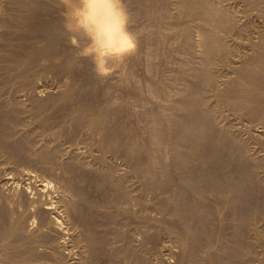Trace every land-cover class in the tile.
I'll list each match as a JSON object with an SVG mask.
<instances>
[{"label": "bare ground", "instance_id": "6f19581e", "mask_svg": "<svg viewBox=\"0 0 264 264\" xmlns=\"http://www.w3.org/2000/svg\"><path fill=\"white\" fill-rule=\"evenodd\" d=\"M220 1H222V0H220ZM230 1L232 3L231 9H230V11L226 12V9H228L229 6H228V8H226L224 10L223 7L218 5V3L216 4V1L214 3V1H210V0H180L179 8H178L177 11L180 12L182 14V16L197 17V19L199 18L198 20L200 21V23H199L200 25L198 24V26H199L198 27L197 24H196L198 30H195L198 33V34L196 33L198 35V39H196V41H193V39H195V38H193L192 36H195L196 34L195 35L192 34L193 33L192 32L193 31L192 30V25H191L192 23L190 24L189 21H188L189 22L188 23L187 20H183V21L180 20L181 28L179 27L180 28L179 29L178 25L176 27L175 26L174 27L177 28V30L178 29L180 30L181 45L184 47V49H186V51L188 52L189 55H190L192 49L195 50L194 49L195 46H198L197 49H198V51L200 50L199 52L201 54L200 55L201 57L200 58L196 57V58L197 59L198 58L201 59V61L198 60L197 61L198 64L193 66V64H192L193 61L190 59L192 62H191V64H189L190 61H188V60L186 61L184 59L185 57L183 56V59L187 63L189 62L188 63L189 66L185 67L186 68L185 69L186 72H184L185 74H181V75L179 74L180 77L176 76L177 74H175V76L173 75V77H176V78L179 77L182 80H184V84H183L182 83L183 81H180V79L177 78L184 85L183 88H184L185 91H183V90L181 91L182 87H180L181 89L178 90V91H179V93H181V95L179 94V97H178V94H174L173 93L174 95H176L175 97H178V98H176L174 100H173L174 96L172 97L170 94H168V95H170L172 97V100H173L171 105H169L170 109L167 108L168 104H170V103L166 104L167 107L165 106L166 107V111L169 109L167 112L171 111V113H172L170 117L169 116H164L163 117L162 116L163 114H161L159 112H156L157 108L153 107L152 103H151V106H150V103H146L145 104V105L149 106V108L153 107L154 109H156L155 111H153V108H152L151 109L152 111L149 113V115L145 114L143 112V114L146 115V116H142L140 114V116L144 117V120L147 122V125H148V128L147 129L145 128L146 131H147L146 132L147 136H146V139H144V140H146V145L147 146L145 144H143V143L138 142V139H137L136 142L135 141L133 142L131 138H130L131 142H127V140L123 141L122 140L123 137L121 139V135L123 133V131L121 129H123V128L120 129L119 123L121 124V122H118V119H117L118 118L117 117L118 116V111H119L118 110L119 109L118 106L121 107L120 100H119L121 94L119 93L120 96H119V94H118V96H116L117 93H116V95L114 94L115 96L112 95V89H113L112 86H114L113 84H116L117 82L120 84L122 76L124 75V74L121 75V73H123L122 72L123 68H121V67H124V69H126L125 68L126 67L125 64H127V63H125V62H127V60L136 58L138 56L141 57L140 53L146 54L147 51H149V49H150V48L148 49L147 46H149V44L152 43L150 40L155 39L156 41H155V46L154 47H157V46H159L158 45L159 42L157 44V41L158 40L161 41V39L164 40L165 38H167V36H163L162 35V38H161V36H159V33L161 31L158 34L157 33H151V29H150V33L152 35H150L149 32H148V34L151 36V38L148 37L149 35L148 36L146 35V36L149 38V41L151 43H149V44L146 43V41L148 42L147 37H146V41H143V42H145V45L141 41L142 44H143V48L147 44L146 48L148 50L147 51L145 49L142 50V51L145 50L146 52L140 51L141 50V48H140L139 51L137 50L135 56H133V57H131V58L125 60V61H122V62L109 61L107 69H106V71L108 72V75L104 76V77H101L100 75H98V73L96 71V68H95L94 64L92 63V61L90 59H88V58H86V57L81 55V51L87 46L88 41L86 39H84L81 35H79V34H77L75 32L69 31L65 27V23H66V21H65V13L67 11H69L72 7L76 6L78 4V0H6V7L8 8V7L11 6L12 8L10 7L11 8L10 10L9 9L8 10L4 9V11L6 10L4 14L0 13V15H2L0 17V62L2 63V67H3L1 70L2 71H3V69L5 70V75L6 76L5 75L4 76L6 77V80L3 83H5V87H8V95L10 94L9 91H11L13 88H16V87L20 88L21 91H25V92H26V90L29 91V92L30 91L32 92L35 88L38 90V88H37L38 86H39V88H41L40 87L41 84L37 86V83L40 82L38 79H40V77H42L45 73H46L45 74L46 76L47 75L49 76L50 73L48 74L47 73L48 71H53L54 70L57 74L58 73H62V74L65 73V74H67L68 77L73 79V80L67 81L65 83L63 82L64 80L62 79L63 80L62 84H64L63 85L64 87L61 86L62 84L59 85V86H61L63 89H60L58 94H51L50 93L49 98H47V100H46V97H45L46 101L36 102L35 111L38 109L39 112L41 113L42 111H44L46 106H48L51 101H53L52 102L53 106L54 105L55 106L56 105H60L62 107L66 106V108H67V105L71 106V113H70L69 117H71V119H72V116H73L74 120L76 118L77 123L76 122L75 123L79 125L80 133L84 129V130H86V133L88 131L89 134L91 136H93V138H95L94 141H96V142L93 141L95 144H92V145L95 148V150L98 151V153H95L94 152L95 150L93 151L94 154H96V155L100 154L99 152H102V153L105 152L106 153L109 150H111V152H112V149L113 150L116 149V148H120L121 149V146H123V148H124V146L127 145L125 147V149L127 148L131 155H128L129 159H127V157L125 158V156H124L123 158H125V159L123 160V158H122V160L124 162H126L125 160L127 159V160H129L132 163V166L130 165V169L132 167V169H133L132 171L135 173V176L136 175H141V176H144V177L147 178V180H146L147 182L145 183L144 187L142 186V190H140L141 189L140 187H139L140 189L137 187V190L142 191L141 195L136 196L135 194L131 193L133 191L132 190L130 191V189L133 186H131V188L129 189V186L126 185L128 183V181H125V182H127V183H125L122 178H117V176L116 177L113 176L112 172H115L116 169L115 170L113 169L114 171H112V164L110 163V161L112 162V160L110 158H108L107 155H106L107 158L110 159L108 161L105 159V157H103V155H99L96 158L97 162H98V165H99L98 169H102V170H105L107 172V173L104 172V174H102L103 178H101V180H106V181H108L110 183V186H112V188H113V190H112V188H111V190L114 191L113 194H112L113 198L115 199V201L118 200L122 204H124L122 210L120 209V207H118L120 203L118 204V206H116V208L120 209V211H121V212H118V210H117V212L120 215H122L124 217L128 216L129 219L132 216L135 217V218L137 216L139 217L140 214H139L138 210H140L142 212L143 211L142 208L144 207V209H145V206H149V204H152V203H150V201H152L153 202L152 205L154 207L153 211L155 209L157 212H160L163 215L166 214V215H168L170 217V219H171V220H169L170 223H169V221L168 222L165 221L168 218L163 220V221L166 222V224L168 223L167 224L168 227H166V228H167V230L169 232L176 234L175 238L177 237L182 243V250H181L182 252H181L180 258L178 257L179 258L178 259L176 257L178 259V262H176L177 264H245L246 262L250 263L248 261L251 260V258L253 257V254H254L253 253V249L256 248L257 246H261L262 247V249H260V251L262 250V252H261V254L258 255V256H260V258L258 260V264H264V235H263V232L261 230V227L260 228L257 227L258 223L260 221H262L263 222L262 228H264V0H230ZM123 2L125 4V6L127 8H129L128 6L130 5V3L126 2L125 0H123ZM170 2H172V1H170ZM156 3H158V2H156ZM220 3L221 2H219V4ZM1 4H3L2 1H1ZM163 5H164L163 6L164 7L163 10H165V11H163V13H164V12H166L168 10V8H170L168 6H170L171 4L168 5L167 0H164ZM173 5L176 6V4H173ZM149 6L150 5H147V7H149ZM152 6H156V5L153 4ZM0 7H2V9H3L4 6L1 5ZM130 7H132V6H130ZM174 8L175 7H173V9ZM176 8H177V6H176ZM152 9H154V8L150 7V9H147V10L151 11ZM160 9H162V8H159L156 11H161ZM171 9H169V10H171ZM1 11L3 13V10H1ZM156 11H155V13H156ZM128 12L131 13L129 11V9H128ZM134 14L136 16V13H134ZM145 14H146V12H145ZM131 15H132V13L130 14V17H131ZM169 15H171V14H169ZM147 16H148V14H147ZM133 17L134 16L131 17V22H132L131 23V31L137 36V39H138V37H139L138 34L139 33L137 31L138 29H136V24L134 23V18ZM164 17H166V16H164ZM156 18H158V17H156ZM161 18H163V17H161ZM169 18H173V17H169ZM181 18H185V17H181ZM166 19H167V17H166ZM168 19H167V21L169 22ZM187 19H189V18H187ZM177 20H175V21H177ZM161 21H162V19H161ZM195 21H194V23H195ZM136 22H137V20H136ZM173 22H174V20H173ZM177 22H179V21H177ZM163 25H165V27H166V25L168 26V24H166V23L163 24ZM172 25H175V24H172ZM172 25L170 24V26H172ZM156 26L159 27L157 24H156ZM167 28L168 27H166V29ZM171 30H173V29H171ZM147 31H148V29L146 30V32ZM167 31H166L167 35L170 36L168 33L172 34V31H170L169 29ZM139 32H140V35H142V33H141L142 31H139ZM144 34H147V33H144ZM175 34H173L174 35L173 38H175V36H176ZM143 37H145V35ZM159 37L161 39H159ZM163 37H165V38L163 39ZM226 37L228 38V40H229L228 42L229 43H227ZM170 39L171 38H169V40H168V38H167V42L170 41ZM173 41H175V40H173ZM178 41L179 40H177V42ZM141 42L139 44L142 46ZM170 42H168V44ZM194 42H196V43H194ZM138 43H137V45H138ZM163 43L164 42L162 41L161 44H163ZM161 44H160V47L164 48V46H162ZM173 44H174V42L172 43V45ZM139 46H137V49H138ZM151 46H152V44H151ZM151 46H149V47H151ZM169 46L170 45H168V47ZM183 47H182V50H183ZM163 48H162V50H164ZM154 49H156V48H154ZM154 49L152 48L153 51L151 50V52H153V53L156 52V50L154 51ZM175 51L176 50L174 49V52ZM172 52H173V50H172ZM172 52H170V54ZM174 52H173V54H174ZM180 52H181V48H180ZM187 52H185V53H187ZM153 53H151V55H150V53H147L145 56H147L149 54V56L153 57V55H154V59H155V57L157 59L159 57H161V56H159L160 54H158V56H155V54H153ZM156 53H158V52H156ZM167 53H168V51H167ZM182 53H184V52H182ZM164 54H166V52ZM178 54H180V56H178V57H182L181 53H178ZM161 55L163 57V54H161ZM195 55H197V53ZM166 57H167V54H166ZM189 57H191V56H189ZM193 58H194V61H196V58L195 57H193ZM140 59H139L140 60L139 62L141 63L142 62V58H140ZM143 60H145V59L143 58ZM150 60H152V59H150ZM130 61L132 62V60H130ZM147 61H148V59H147ZM166 61L167 60H165V62ZM199 61H200V63H199ZM150 62H152V61H150ZM157 62L161 63V61H157ZM179 62L178 63L181 64V61H179ZM146 63H148V62H146ZM121 64H122V66L120 67ZM155 64L156 63H154V66H156ZM175 64H177V63L174 61V65ZM186 64H184V65H186ZM216 64L219 66V68L222 66L228 71V73L225 72L227 75H225L223 73L225 75V77L223 76L221 79L218 78L220 76H218L217 73H215V71H214V67L216 66ZM146 65H147V67H149V64H146ZM161 65H162V63H161ZM167 65H168V63H167ZM171 65H173L172 62L170 63L169 66L171 67ZM182 65L179 66L180 69L176 68V70L179 69V71H180L182 69V67H183ZM113 66L115 67L114 69H113ZM127 66H130V64L127 65ZM143 66L145 67V65H143ZM151 66H153V65L150 64V67ZM133 67L134 66L132 65V68ZM144 67H142V65H141L142 69ZM147 67H145V69ZM157 67L158 66H156V68ZM159 67H160V65H159ZM177 67H178V65H177ZM128 68L130 69V67H128ZM141 68H140V70L142 71ZM171 68H169V69H171ZM72 69L74 71H72ZM124 69H123V71H125ZM129 69L127 70L129 72V73L127 72L128 75H130V73H132V72H130L131 69L130 70ZM153 70H155V69H153ZM163 70H166V68L163 69ZM145 71L147 72V70H145ZM155 71H154V74H153V73H151L153 71L149 72V70H148V72H149V74H151V76H152V74H153V76H155V73H156ZM169 71L171 72L172 69L169 70ZM175 71L172 74L176 73ZM55 72H53V73H55ZM71 72H73L74 75H72ZM161 72H163V71H161ZM220 72H221V68H220ZM135 73H137V72H135ZM1 74L3 75L2 72H1ZM62 74H58V75H62ZM132 74L131 75H132V78H133L134 72ZM145 74H148V73H145ZM170 74H169V77L171 76ZM58 75H57V77H59ZM164 75H166V74H164ZM46 76L44 78H46ZM67 76H66V78H68ZM125 76L128 77L127 75H125ZM136 76L137 77L134 76L135 78H133V81H135L136 78H138L139 75H136ZM147 76L149 77L148 83H150L149 80L153 76L152 77L149 76V75H147ZM0 77L3 78L2 76H0ZM108 77H109V79H107ZM115 77H118L117 80H119V79L120 80L116 82L115 81ZM156 77H158V76H156ZM162 77H163V75H162ZM164 77H166V76H164ZM167 77H168V75H167ZM173 77H171V78H173ZM139 78H141V77L139 76ZM58 79H61V78H58ZM111 79H114L113 81H115V82H113V81L111 82ZM159 79L161 81V76H160ZM50 80H53V79H50ZM163 80H164V78H163ZM175 80H172V81L174 82ZM141 81H142V79H141ZM145 81H147V80H145ZM41 82L43 83L44 81H41ZM126 82H128V81H126ZM163 82H165V81H163ZM163 82L162 83L160 82V85H162ZM168 82H165V83H168ZM118 83H117V85H118ZM137 83H139V82H136V83L131 82L130 85H129V83H127V85L131 86L132 89H133V87H138L139 88V86L142 83L141 84L139 83L140 84L139 86H135L134 84H137ZM146 83L144 84V86H146L147 88H145V87L144 88L148 89V93L149 92L151 93V95H149V96H151L152 99H155V98H153L154 96H152V94L154 95V93L159 92L160 89H157L156 85H155L156 87L152 86V85L151 86L149 85V87H148L146 85ZM152 83L153 82H151L150 84H152ZM169 83L171 84V82H169ZM110 84H112V85H110ZM122 84H124V83H122ZM170 84H167V85H170ZM182 84H180V86ZM163 85H162V87H166V86H163ZM175 85H177V84H175ZM45 86H46V84H45ZM142 86H143V84H142ZM2 87H4V86L2 85ZM57 87H58V85H57ZM117 87H119V86H117ZM169 87L172 88V86H168V88ZM166 89H167V87H166ZM21 91H17V92H21ZM120 91H121V89H120ZM140 91H142V88H139V92ZM31 92L29 94L32 95ZM37 92H40V91H37ZM163 92H162V94H164ZM182 92H184L185 94H183ZM27 93L28 92H26V96L28 95ZM123 93H124V91H123ZM170 93H172V92H170ZM18 94L19 93L16 94V92H15V96L18 95ZM80 94H83V95H86V96L85 97H80L81 96ZM125 94H122V95H125ZM146 94H147V91H146ZM162 94H161V96H163ZM8 95L6 94V96H8ZM11 95H12V93H11ZM24 95H25L24 92L20 93L18 95L19 99L21 100L20 97L24 96ZM127 95L131 96L130 94H127ZM168 95H167V92H166V95L164 96V98H166ZM26 96H24V97H26ZM37 96L39 97V95H37ZM36 97L33 95L32 100H33V98L36 99ZM157 97L160 98V99L163 98V97L161 98L159 96V94H157ZM171 97H169V98H171ZM29 98L30 97L28 96V98L26 97L25 99L29 100ZM124 98H125V96H124ZM133 98H135V97H133V95H132V98H130V99L135 101L136 99L134 100ZM37 99H39V98H37ZM139 100H138V102H139ZM4 101H5L4 103L0 102L2 104L0 106V117L3 119L4 122L11 123L13 118H14V116H16L14 113L15 112L18 113L24 106H21V104H18L16 102L17 99H16V101L14 99L13 100L7 99V100H4ZM33 101H35V100H33ZM143 101H140L139 103L140 104L141 103H145ZM24 102H26V101H24ZM19 103H20V101H19ZM27 103H26V105H27ZM34 103H33V105H34ZM136 103H137V100L135 101V104H134V105H136L135 108L138 106V104H136ZM155 103H156V101H155ZM161 103H162V105H165L163 102H161ZM52 105H49V106H52ZM145 105L142 104L143 107ZM156 105H158V104H156ZM60 106H58V107H60ZM127 106H128V104H127ZM158 106H161V105H158ZM138 107H137V109H138ZM145 107L142 109V111L144 109L146 110ZM165 107L163 106V107H158V108H161L159 110L162 112L165 109ZM149 108H147V109L149 110ZM162 108H164V109L162 110ZM32 109H34V107ZM52 109H55V108H52ZM223 110H224V112H223ZM23 111L24 110L22 109V112ZM58 111L61 113L60 110H58ZM128 111L129 110H127V112ZM130 112H132V111H130ZM130 112H128V113H130ZM134 112H135V115H136L135 109H134ZM164 112H165V110H164ZM164 112H162V113H164ZM25 113H26V111H25ZM30 113H32V112H30ZM43 114L44 113H42L41 115L43 116ZM50 114H52V113H50ZM131 114H133V113H131ZM137 114H138V111H137ZM59 115H61V114H59ZM167 115H170V114H167ZM37 116H39V114ZM37 116L35 115V117H37ZM230 116L234 117L232 119H234L235 122H233L234 120H232V119H231L232 120V122H231V120H230L231 117ZM18 117H17V119L19 120L20 118H18ZM21 117H23V115H21ZM28 117L30 118V116H28ZM133 117H136V116H132L131 118H133ZM137 117H139V116H137ZM142 117H139V118L142 119ZM33 118H34V116H33ZM46 118H47V115H46ZM49 118H50V116H49ZM59 118H60V116H59ZM126 118H127V115H126ZM51 119H52V117H51ZM119 119H121V117ZM133 119H137L138 120V118H133ZM141 119L138 120L139 124H140V121H142ZM42 120H44V119H42ZM33 121L36 122V119L33 120ZM47 121L48 120H45L43 124H45V123L47 124L48 123ZM51 121H53V120H51ZM59 121H60V123L62 122L61 120H59ZM145 121H143V122H145ZM41 122H43V121H41ZM64 122L65 121H63V123ZM165 122H168L169 125L171 126L170 130L167 129L168 131H165L164 127L162 129V125L164 126ZM27 123H29V121L26 122V124ZM32 123H34V122H32ZM54 123H55V121H54ZM60 123H59V125H60ZM135 123H136V121H135ZM24 124H25V122H24ZM40 124L42 125V123H40ZM137 124H135L134 128L136 127ZM143 124H141V125H143ZM39 125H37V127ZM68 125H69V123H68ZM70 125H69V129H70ZM165 125H168V124L165 123ZM51 126H49V127H51ZM125 126H126V124H125ZM26 127H28V126H26ZM45 127H47V126H45ZM45 127L43 125V130L45 129ZM65 127H68V126L66 125ZM166 127L168 128L169 126H166ZM60 128L61 127H59V129ZM73 128H76V127H73ZM137 128H138V126H137ZM139 128H140V126H139ZM23 129H24V127H23ZM25 129H27V128H25ZM39 129H40V126H39ZM142 129H143V133H144L145 129L144 128H142ZM37 130H38V128H37ZM54 130H56V129H54ZM129 130H130V128H129ZM139 130H140V132L142 131L141 129H139ZM12 131H14V130H12ZM33 131H34V129H33ZM48 131H49V129H48ZM48 131H46V132H48ZM51 131H50V133L52 134ZM125 131H128V130L125 129ZM46 132L44 130L42 133L44 134ZM28 133H29V130H28ZM32 133L34 134L35 131L32 132ZM50 133H48L49 135L46 133L48 135L47 136L48 138L50 137ZM57 133H59V130H58ZM63 133H65V132H63ZM63 133H62V135H64ZM16 134H17V131L15 132V135ZM36 134L37 133H35V135ZM60 134H61V131H60ZM128 134H129V131H128L127 134L125 133L126 136H128ZM18 135H19V133H18ZM82 135H84V134H82ZM125 135H124V138L126 137ZM131 135H132V133H131ZM0 136H2L1 137L2 141H0V151H1L0 153L3 152V155H4V152L7 153V154H11V160L12 161L10 160V158H8L10 160V163H11L14 160V159H12L13 156H12V152H11V151L14 150V149L12 150V148H14V146L10 147V145H12V144H10L12 141L9 140V137L2 130L0 131ZM23 136H25V134H23ZM57 136H58V134H57ZM57 136H56V138L53 137V136L51 138L52 139L53 138L58 139ZM73 136L76 137L75 135H73ZM16 137L14 138V140L17 139ZM26 137L27 136H25V138ZM10 138H13V136L10 137ZM19 138H20V136L18 137V139ZM28 138H30V137H28ZM136 138H137V136H135V140H136ZM168 138L171 141V146H172L171 150L173 151V152H167V153H170V157L168 156L167 153H164V154H167V155L163 156L164 154L161 153L163 151H161V149H160L161 143H163L162 140L163 139L167 140ZM18 139L16 141H18ZM40 139H41V137H40ZM45 139H47V138H45ZM78 139L79 138L77 137L76 140L78 141ZM81 139H82V137H81ZM87 139L89 140V138H87ZM42 140H44V139H41V142H42ZM21 141H23V140H21ZM38 141H39V139H38ZM48 141H49V139H48ZM48 141H45V143L46 142L48 143ZM53 141H56V140H53ZM61 141L63 143V140H61ZM65 141H66V139L64 140V142ZM90 141H92V140H90ZM163 141H165V140H163ZM67 142L68 141H66V145L69 143V142L68 143ZM71 142H72V140H71ZM29 143H31V142H29ZM38 143L40 144V142H38ZM53 143H55V142H53ZM56 143H55V146H56ZM59 143H61V142H59ZM80 143H84V142H80ZM51 144H50V146H51ZM63 144H65V143H63ZM75 144H77V143H74V145ZM164 144L165 145L168 144V140H167L166 143L164 142L163 145ZM13 145H14V143H13ZM47 145L48 144H46V147H49V145L48 146ZM77 145H79V144H77ZM85 145L86 144H84L82 147L84 148ZM89 145H90V143H89ZM27 146H25L26 149H28L30 145L27 144ZM37 146H39V145H37ZM69 146L71 147V144ZM79 146H81V145H79ZM41 147L42 146H40V148ZM46 147L44 145L43 149H46ZM74 147H73V149H74ZM163 147L165 148L167 146H163ZM15 148H16V145H15ZM19 148H20V146H19ZM67 148L68 147H66L65 151L69 150ZM88 148H89V146H88ZM94 148H92V149H94ZM164 148L162 150H164ZM17 149H15V150H17ZM76 149L77 148H75V150ZM82 149L80 151H82ZM144 149H146L149 154L147 153L146 155L143 156L142 154H143ZM20 150L16 151V153L17 152L19 153ZM56 150L57 149L54 146H52V147L47 148V150H45V151L41 150L42 153H38L37 152V154H39L38 157H39V159H41V161L45 160L49 164V162L47 160L54 159L56 156L60 155V154L57 155L58 151H56ZM124 150L122 149V151H124ZM23 151L25 153H27L28 150H23ZM83 151H84V149H83ZM167 151H169V150H167ZM62 152H64V151H62ZM75 152H77V151H75ZM90 152H91V150H90ZM164 152H166V148H165ZM66 153H68V151ZM69 153H71V152H69ZM69 153H68V155H69ZM13 154H14V151H13ZM32 154H34V153L32 152ZM64 154H65V152H64ZM81 154H80V156H81ZM112 154H110V155H112ZM126 154H129V153H126ZM65 155L67 156V154H65ZM114 155H115V153H114ZM18 156H20V155H18ZM122 156H123V154H122ZM166 156L169 158V161H166V159H165ZM5 157H7L6 154H5ZM70 157H73V156H70ZM75 157H73V158L75 159ZM27 158H25L27 161H29L30 158H31L30 160H32V156H30L29 159H27ZM66 158H68V157H66ZM16 159H17V157H16ZM25 159L23 160L24 162L26 161ZM81 159L82 158H80V160ZM18 160L21 161L20 157H19ZM18 160H16V161H18ZM6 161L7 160H5V162ZM33 161H34V159H33ZM55 161H56V159H55ZM1 162H0V166L2 165ZM8 162H6V165L8 164ZM57 162L58 161H56V163ZM68 162H70V161H68ZM10 163L8 164V167H12V166H10ZM29 163H31V161ZM52 163H54V165H55L54 161H52ZM93 163L96 164V162H93ZM114 163L115 162H113V164ZM3 164L5 165V163H3ZM16 164H17V162H16ZM22 164H23V162H22ZM31 164H29V165H31ZM58 164H60V163H58ZM64 164L65 163L60 164V166L62 167V165L64 166ZM33 165H34V163H33ZM71 165L72 164L70 162V163H67L64 167L69 170ZM127 165H128V163H127ZM169 165H170V167L172 166L175 169L176 178H174V180H173V175L175 177V174H172L173 170H171ZM15 166H17V165H15ZM15 166H14V171H15V168H17ZM73 166H75V165L73 164ZM38 167H40V166H38ZM53 167H55V166H53ZM115 167H117V166H115ZM165 167L170 168L171 172L170 171H166ZM27 168H28V165H27ZM42 168H44V163H43V167ZM65 168H64V170H65ZM125 168H124V170H125ZM38 169H40V168H38ZM53 169H55V168H53ZM53 169H51V171ZM45 170H50V168L47 167V169L45 168ZM64 170H63V173H64ZM71 170H73V169L71 168ZM78 170L79 169H77V171ZM121 170H123V169L121 168ZM8 171L9 170H7V172H6L7 175L9 173ZM51 171H50V175H51ZM55 171H56V169H55ZM55 171L52 172V173H55ZM60 172L62 173V171H60ZM65 172H67V171L65 170ZM118 172L121 173V171H118ZM23 173H25V172H23ZM122 173H126V172H122ZM39 174H40V172H39ZM41 174H42V172H41ZM95 174H96V172H95ZM44 175H42V176H44ZM46 175H48V174H46ZM64 175H65V173H64ZM99 175H101V174H99ZM0 176H1V173H0ZM6 176H5V178H7ZM39 176H41V175H39ZM53 176L55 177V174H53ZM58 176H60V175H58ZM73 176H76V173H75V175L73 174ZM135 176L133 175V177H135ZM18 177H20V174L18 175ZM26 177H24V178H26ZM62 177H60V178H62ZM144 177H143V179H144ZM35 178H37V177H35ZM4 179H0V180L4 181ZM63 179L65 180V178H63ZM126 179L130 180V177L126 178ZM131 179H133V178H131ZM138 179H140V177ZM7 180L9 181L10 179H7ZM15 180H17V178ZM35 180H37V179H35ZM10 181L12 182V180H10ZM42 181H43V179H42ZM172 181H173V184L171 183ZM94 182L95 181L93 180V182H91V183H94ZM3 183H5V182H3ZM63 183H64V181H63ZM88 183H90V182H88ZM109 183L107 185H109ZM26 184H29V183H26ZM65 184H66V187L69 188V190L72 191V194H71L70 198H72V195H74V197L76 198L75 200L74 199L72 200L74 202H72L73 204L71 203V205L73 206L74 210L78 211L79 210L78 205H80V203H79L80 200L81 201L82 200L85 201L88 198H86L87 197L86 195H85L86 197L84 196V193L82 192L81 189H78L77 187H74L75 185H74V183L71 182V179L70 180L67 179ZM72 184L74 186H72ZM97 184L98 183H95V185H97ZM32 185H33V183H32ZM38 185H40V184H38ZM64 185H62V186H64ZM128 185H130V184H128ZM6 186H7V184H6ZM99 187L97 186L96 188L98 189ZM101 187H102V190H103L104 189L103 185ZM14 188H15V186H14ZM47 188H48V186H47ZM58 188H59V186H58ZM31 189H33V187ZM43 189H44V187H43ZM33 191H34V189H33ZM35 191H37V190L35 189ZM65 191H68V190H65ZM23 192H24V190H23ZM86 192H88V191H86ZM26 193H25V195H26ZM65 193H67V192H65ZM99 193H100V190H99ZM99 193H98V195H99ZM108 193H106V196H107ZM38 194H40V193H38ZM100 194H102L101 195L102 197L105 195V193L104 194L100 193ZM132 194L135 195L136 197L133 196ZM139 194H140V192H139ZM150 194L152 196H148ZM2 195H4V194H2ZM19 196H20V194H19ZM63 196H65V195H63ZM69 196H70V194H69ZM146 196L148 197V199L150 201L147 199ZM3 197H5V196H3ZM98 197H100V195ZM60 198L62 199V197H60ZM107 198H109V196ZM33 199L34 198L31 197V200H33ZM99 199L101 200V198H99ZM109 199L107 201L112 200V199H110V200ZM4 200H7V199H4ZM13 200H14V198H12V201ZM97 200L92 203V204H94V206H95V203L97 202ZM100 200H98V201L100 202ZM208 200H210L212 206H210L208 204ZM14 201H16V200H14ZM49 201H52V200H49ZM58 201H59V199H58ZM0 202H1V200H0ZM28 202H29V200H28ZM32 202L33 201H31V203ZM39 202H40V199H39ZM48 202L46 201L45 203H47V205H48ZM66 202H67V200H66ZM106 202H103V204L106 203ZM8 203L9 202H7L6 204H8ZM18 203H19V200H18ZM107 203H109V202H107ZM84 204H86V203H84ZM100 204H102V203H100ZM13 205H16V204H13ZM43 205H44V202H43ZM63 205L64 204H62V206ZM71 205L69 204V206H71ZM104 205H106V204H104ZM112 205H111V208H112ZM20 206H21V204H20ZM49 206H50V202H49ZM49 206H45V208L49 209L50 208ZM72 206H71V208H72ZM35 207H37V205ZM68 207H66L65 209H67ZM86 207L87 206L85 205V208ZM25 208H27L26 205H25ZM54 208H56V207H54ZM62 208H64V207H62ZM80 208H82V207H80ZM83 208H84V206H83ZM91 208H94V207H91ZM99 208H98V210H99ZM102 208L104 209V206ZM136 208H138V209H136ZM38 209H40V208H38ZM38 209H36V210H38ZM107 209H110V208H107ZM115 209L112 210V211L115 212L116 211ZM215 209H216V212H217L216 214H218L219 215L218 217L221 218L218 221V223H223L222 226H223L224 230L227 227H228V230L230 228L229 232L230 233L232 232V235L229 234V237H226L227 235L226 236L223 235V232H222L223 230L219 231L220 229H218L219 228L218 223H217L218 227H216V222L215 221H213V222H215V224L213 226L210 225L211 222L209 223L207 221L208 219H210L209 218L210 215H214L215 214ZM11 210H14V209H11ZM30 210H32V209H30ZM86 210H87V208H86ZM87 211H89V210H87ZM153 211L151 210L152 214H153ZM10 212L12 213L13 211H10ZM15 212H17V211H15ZM19 212H20V210H19ZM81 212H82V209H81ZM84 212H83V214H84ZM99 212H100V210H99ZM105 212H106V210H105ZM117 212H116V216H117ZM146 212H148V211H146ZM157 212H155V213H157ZM28 213H29V211H28ZM52 213H53V211H52ZM73 213H75V211ZM77 213H79V212H77ZM110 213H107V215L110 216V215L114 214L111 211H110ZM143 213L145 214V210H144ZM155 213H154L155 218L156 217L158 218V216L160 214L158 216H156ZM13 214L15 215L16 213L13 212ZM35 214L39 215L40 213L36 212ZM26 215H28V214H26ZM50 215L53 216L52 214H49V216ZM66 215H68V214H66ZM105 215L106 214H104V218H106ZM221 215H222V217H221ZM4 216H6V215H4ZM9 216H7V217H9ZM18 216H19V214H18ZM41 216H42V214H41ZM47 216H48V214H47ZM80 216H79V218H80ZM122 216H121L120 219H122ZM150 216H149V218L152 217V216L151 217ZM88 217H89V215H88ZM90 217H91V215H90ZM111 217H109V218H111ZM142 217H143V215H142ZM18 218H15V219H17L19 223L14 225V226H11L12 223H11V225L9 224L10 226H7V224L5 225V222H4L5 227L2 225L3 223L0 224V240L4 239V238H9L10 239V241L5 242V244H3L4 246L3 247L1 246V247L6 249L7 253L10 252V250L13 251L14 253H16V256H17L16 259H19L17 261H19L21 264H25V263H27V259H30L31 256H34V257L36 256V253H37L36 251L37 250H35V247H34L35 245L32 246L31 245L32 242L30 240H28L30 238V236L29 235H25L24 231H27V230L24 229L25 227L23 226V223H20L21 222L20 220L22 218L24 219V217H20L19 219ZM32 218L36 219L35 217H32ZM44 218H45V216H44ZM97 218H99V217L97 216ZM100 218H101V216H100ZM144 218H142V219H144ZM5 219H6V217H5ZM38 219H40V217ZM81 219H82V216H81ZM86 219H88V218H86ZM125 219L126 218H123L122 220H125ZM142 219H141V221H142ZM147 219H148V215H147ZM213 219H214V217H213ZM222 219L224 220V222H220ZM46 220H48V219H46ZM92 220H94V218H92ZM114 220H115V218H114ZM137 220H139V219H137ZM150 220L151 221H155V219L154 220L150 219ZM7 221H9V220H7ZM81 221H83V220H81ZM102 221H105V220H102ZM108 221L109 220H107V218H106V222L107 223H111V222H108ZM112 221H113V219H112ZM145 221H146V223L148 222L146 219H145ZM160 221H161V219H160ZM32 222H34V221H32ZM48 222H50V221H48ZM51 222H52V220H51ZM85 222H86V220H85ZM92 222H94V221H92ZM134 222H135V220H134ZM82 223H84V222H82ZM122 223H124V222H122ZM127 223H128V221H127ZM136 223H138V221ZM152 223H154V222H152ZM29 224L31 225V223H29ZM59 224L60 223H58V222H54L52 224V226L54 225L55 228L56 227L58 228ZM85 224H87V223H85ZM85 224H83V225L85 226ZM93 224H91V225L94 227ZM97 224H98V222H97ZM118 224H120V223H118ZM132 224H134V223H132ZM145 224H144V227H146ZM259 224H262V223L260 222ZM99 225H100V223H99ZM120 225H122V224H120ZM135 225H133L132 227H134ZM147 225L150 226L149 224H147ZM152 225H154V224H152ZM152 225H151V228H153ZM219 225H221V224H219ZM46 226H48V225H46ZM101 226H102V224L100 225V227ZM156 226L154 225V227H156ZM48 227H50V226H48ZM60 228H62L61 225H60ZM27 229H30V228H27ZM33 229L34 228H32V230ZM83 229H84V231L87 234L88 240L90 242L89 244L90 245L92 244L91 246L95 245L96 243H99V241H100V243L102 242L101 244H103V239H105V238H101V237L98 238L99 236H97V235H96L97 236L96 237L94 235V233H95L94 230H92L93 232L90 230L91 229L90 226L88 227V225H87V227L86 228L83 227ZM93 229L96 230V228H93ZM110 229L108 231H105V233L106 232L110 233V231L113 230V229H111V230ZM45 230H46V228H45ZM81 230H82V228H81ZM103 230H105V229H103ZM103 230H102L101 233H103ZM128 230H129V234H130V228ZM150 230L147 229V231H150ZM50 231H51V229H50ZM52 231H54V230H52ZM114 231H115V229H114ZM138 231H140V230L138 229L137 232ZM151 231H152V234H153L154 230H151ZM263 231H264V229H263ZM29 232H27V233H29ZM42 232H40V233H42ZM45 232H47V230ZM125 232H128V231H125ZM131 232H134V230L131 231ZM159 232L161 233V231H159ZM47 233H46V235L48 236ZM68 233H69V231H68ZM114 233H111V234H114ZM36 234H37V232H36ZM148 234L149 233H145L143 235V239H142L143 242L147 238H149ZM38 235H39V233H38ZM107 235L109 236L108 233H107ZM124 235H126V234L123 233L122 236H124ZM131 235L133 237V235H135V234L132 233ZM159 235H161V234H159ZM54 236H56V235H54ZM62 236H64V235H62ZM84 236H86V235H84ZM114 236H116V234H114ZM114 236L112 237L113 239H114ZM137 236L139 237V235L136 234L135 238H137ZM141 236H142V234H141ZM161 236H163V233H162ZM37 237H39V236H37ZM37 237H36V239H38ZM49 237H51V236H49ZM118 237H120V236H117V238ZM165 237H167V236H165ZM165 237H164V239H166ZM135 238L133 237V239H135ZM106 239H107V237H106ZM108 239H109V237H108ZM122 239H124V240L126 239L127 240V238H122ZM131 240H129V242ZM135 240H137V239H135ZM105 241H107V240H105ZM1 242H3V241H1ZM30 242H31V244H30ZM44 242H46V241H44ZM48 242H49V245H50L51 244L50 243L51 240L48 241ZM140 242H141V240H140ZM105 243H107V242H105ZM120 243H119V245H120ZM125 243H128V242H125ZM125 243H124V246H125ZM146 243L147 242H145V244ZM154 243H155V241H154ZM157 243L158 242L156 241V244ZM167 243H168V241H167ZM89 244H87V245H89ZM107 244H105V245H107ZM110 244H111V242H110ZM132 244L138 245L135 242L132 243ZM132 244H131V246H133ZM145 244L142 243V245H144V246H145ZM165 244H166V242L164 244H162V245L164 246ZM39 245H40V243H39ZM41 245H43V244H41ZM121 245H123V244H121ZM157 245H156V247H157ZM163 246H162V248H163ZM167 246H169V245H167ZM170 246H172V245H170ZM47 247H49V246H47ZM128 247L129 246L127 245V248ZM160 247H161V244H160ZM169 247H166V249H168ZM40 248H42V247L40 246ZM40 248H38V249H40ZM89 248H92V247H89ZM136 248H137V246H136ZM171 248H173V247H171ZM7 249L9 251H7ZM43 249H45V248H43ZM92 249H94V248H92ZM142 249L144 250V248H142ZM146 249L149 250L150 248H148L146 246ZM179 249L180 248H178V250ZM46 250H48V249H46ZM49 250H51V249H49ZM94 250H96V249H94ZM114 250H116V249H114ZM0 251H1V249H0ZM56 251H57V249H56ZM151 251H152V249H151ZM159 251L160 250H158V252ZM3 252H5V251H3ZM62 252H64V251H62ZM128 252H129V250H128ZM133 252L134 251L132 250V254H133ZM259 252L257 251V253H259ZM59 253H61V252H59ZM86 253H87V251H86ZM124 253H126V252H124ZM136 253L134 252V254H133V255H135L134 257L136 258V259H134V261L136 260V262H138L137 260L140 259L141 256H140V254L138 252H136ZM147 253H148V251H147ZM153 253H155V252L153 251ZM153 253H152V255H153ZM177 253H180V252L177 251L176 252V256H177ZM0 254H2V253H0ZM57 254H58V252H57ZM164 254L165 253H163V255ZM154 255L157 256L156 254H154ZM170 255L172 256V253ZM170 255L167 258L170 259ZM12 256H14V255H12ZM12 256H11V258H13ZM148 256H150V255H148ZM8 257H6V258H8ZM96 257H98V256H96ZM162 257H164V256H162ZM174 257H175V255H174ZM46 258L48 259V257H46ZM115 258H116V256H115ZM5 259L3 258V261H5ZM142 259H147V258H142ZM154 259H156V258L154 257ZM162 259L164 260V258H162ZM9 260H11V259L9 258ZM147 260L149 261V259H147ZM165 260H166V257H165ZM165 260H164V262H165ZM38 261H35V263L36 262L38 263ZM43 261L44 260L42 259V262ZM139 261L145 263L144 260L142 261L140 259ZM148 261H146V262L148 263ZM253 261L255 262L254 259H253ZM2 262H1V264H2ZM5 262H7V261H5ZM14 262L12 260V263H14ZM50 262H51V258H50ZM160 262H158V264ZM54 263H56V262H54ZM73 263H75V262H73ZM134 263H132V264H134ZM161 263H163V262H161ZM3 264H5V263L3 262ZM8 264H10V263H8ZM14 264H18V263L15 262ZM39 264H40V262H39ZM163 264H166V263H163ZM250 264H252V263H250Z\"/></svg>", "mask_w": 264, "mask_h": 264}, {"label": "rangeland", "instance_id": "374dc122", "mask_svg": "<svg viewBox=\"0 0 264 264\" xmlns=\"http://www.w3.org/2000/svg\"><path fill=\"white\" fill-rule=\"evenodd\" d=\"M1 1L3 2V4H1ZM0 1V4L2 5V6H4L3 7V9H2V7H0V13L1 14H4L5 13V11L6 10H10L11 8L10 7H6V0L4 1V0H1ZM126 2H128V3H130V5L128 6L129 8H127V10L129 9V11L132 13V15H131V17L132 16H134L133 18H134V23L136 24V29H138L137 31H138V35H139V37H138V39H137V43L140 41H146V37L149 35L148 34V32L150 33V29H151V33H159L160 31V33H159V36H161V38H162V35L163 36H167V38H168V40H169V38H171L170 39V41H168V42H170L169 44H168V42H167V38H165V37H163V39L165 40H162L160 37H159V39H161V41L160 40H158L157 41V44H158V42H159V46H157V47H154L155 46V39H153V40H150L149 41V38H151V36L150 35H152L151 33H150V35L147 37V40H148V42L146 41V43L147 44H149V43H151L152 44V46H151V44H149V46H151L153 49L154 48H156V49H154V51L156 50V52H158V53H156V52H151V50H152V48L151 47H149V46H147V44H146V46H147V48L149 49V51H147L148 49L146 48V46H144V48H143V44H142V42H141V44H142V46L138 43V45L137 46H139L138 47V51H139V49L141 48V50L140 51H142L143 49H145L146 51H147V53H150V55H151V53H153V54H155V56H158V54H160L159 56H161V57H159L158 59L155 57V59H154V55H153V57H151V56H149V54L147 55V56H145L146 54H142V53H140L141 55V57H136V58H133V59H129V60H127V62H125V63H127V64H125L126 65V69H124V67H121L122 66V64L120 65V67L121 68H123L125 71H123V69H122V72L123 73H121V75L122 74H124L123 76H122V79H121V81H120V84L117 82V81H119V80H117V78L118 77H115V81L118 83V85H117V83L116 84H113L114 86H112L113 87V89H112V95H116V93H117V95L116 96H118V94L120 93L121 94V96H120V94H119V96H120V104H121V107H119L118 106V122H121V124L119 123V126H120V129L121 128H123V129H121L122 131H123V133L125 132L126 134L128 133V131H129V134H128V136H126L125 135V133L123 134L122 133V135H121V139H122V137H123V141L125 140H127V142H131L130 141V138L132 139V141L134 142H136L137 141V139H138V142H140V143H143V144H145L146 145V140H144V139H146V129L148 128V125H147V122L144 120V117H142V116H146V115H144L143 114V112L145 113V114H148L149 115V113L152 111L151 109L153 108V107H155V108H157V110L156 109H154L153 108V111H155L156 110V112H159V113H161V114H163L162 116L164 117V116H171V111L170 112H167L170 108H169V105H171V103L173 102V100L174 99H176V98H178L179 97V94L181 95V93H179V91L178 90H180L181 88L180 87H182V89H181V91L183 90V91H185L184 90V80H182L181 78H179L180 76H179V74L181 75V74H185L184 72H186L185 71V67H187V66H189V64H191V62H192V64H193V66H195V65H197L198 63H197V61L198 60H200L201 61V59H199L201 56V54H200V50L198 51V46H195V50H193L192 49V51H191V53H190V55L188 54V52L186 51V49H184V47L181 45V35H180V28H181V22H180V20H187V22L189 21L190 22V24L192 25V34L193 35H195L197 32L195 31V30H198V28H197V26H198V24L200 23V21L197 19V17H188V16H182V14L180 13V12H178L177 10H178V8H179V2H180V0H167V2H168V5H170V6H168V7H170V8H168V10L166 11V12H164L163 13V11H165V10H163V2H164V0H125ZM133 3H132V2ZM163 1V2H162ZM170 1H172V2H170ZM210 1H214V3H215V1H216V4L218 3V5H220L221 7H223V9L225 10L226 8H228V6H229V8L228 9H226V12H228V11H230V9H231V6H232V3H231V1L230 0H222V1H220V0H210ZM223 2L222 4L220 3L219 4V2ZM156 2H158V3H156ZM175 2V3H174ZM225 2V3H224ZM228 2V3H227ZM150 3V4H149ZM150 5L149 7H147V5ZM156 5V6H152V5ZM173 4H176V6H177V8H176V6H174ZM226 4V5H225ZM0 5V6H1ZM161 5V6H160ZM130 6H132V7H130ZM226 6V7H225ZM6 7V8H5ZM150 7H152V8H154V9H152L151 11H149V10H147V9H150ZM158 7V8H157ZM173 7H175L174 9H173ZM225 7V8H224ZM135 8V9H134ZM146 8V9H145ZM159 8H162V9H160L161 11H156V10H158ZM172 8V9H171ZM4 9H6L5 11H4ZM131 9V10H130ZM169 9H171V10H169ZM1 10H3V13H2V11ZM135 11V12H134ZM155 11H156V13H155ZM145 12H146V14H145ZM151 12V13H150ZM154 12V13H153ZM159 12V13H158ZM170 12V13H169ZM65 13V12H64ZM130 13V14H131ZM134 13H136V16H135V14ZM158 13V14H157ZM168 13V14H167ZM173 13V14H172ZM140 14V15H139ZM147 14H148V16H147ZM169 14H171V15H169ZM154 15V16H153ZM159 15V16H158ZM169 15V16H168ZM2 15H0V17H1ZM163 17V18H161V17ZM164 16H166L167 17V19L169 18V17H173V18H169L168 20H169V22L167 21V19H166V17H164ZM141 17V18H140ZM151 17V18H150ZM156 17H158V18H156ZM181 17H185V18H181ZM141 20H140V19ZM160 18V19H159ZM175 18V19H174ZM187 18H189V19H187ZM161 19H162V21H161ZM178 19V20H177ZM136 20H137V22H136ZM146 20V21H145ZM151 20V21H150ZM173 20H174V22H173ZM175 20H177V21H179V22H177V21H175ZM196 20V21H195ZM166 21V22H165ZM192 21V22H191ZM194 21H195V23H194ZM160 22V23H159ZM188 22V23H189ZM168 24V26L166 25V27H168L167 29H166V27H165V25H163V24ZM156 24L159 26V27H157L156 26ZM170 24L172 25V24H175V25H172V26H170ZM196 24H197V26H196ZM161 25V26H160ZM163 25V26H162ZM178 25V30H177V28H175L176 26ZM200 25V24H199ZM175 26V27H174ZM148 27V28H147ZM152 27V28H151ZM171 27V28H170ZM199 27V26H198ZM148 29V31L146 32V30ZM170 30V31H172V34L171 33H168L170 36H168L167 35V30ZM171 29H173V30H171ZM153 30V31H152ZM167 32H166V31ZM139 31H142L141 33H142V35H140V32ZM164 31V32H163ZM169 31V32H170ZM174 32V33H173ZM144 33H147V34H144ZM163 33V34H162ZM176 33V34H175ZM173 34H175L176 36H175V38H173ZM198 34V33H197ZM196 34V35H197ZM145 35V37H143ZM147 35V36H146ZM156 35V34H155ZM192 36L193 38H195V39H193V41H196V39H198V35L197 36ZM179 37V38H178ZM197 37V38H196ZM140 39V40H139ZM144 39V40H143ZM226 39H227V43H229L228 41V38L226 37ZM173 40H175V41H173ZM177 40H179L178 42H177ZM162 41L164 42L163 44H161L162 43ZM166 42V43H165ZM174 42V44L172 45V43ZM144 43V45H145V42H143ZM154 43V44H153ZM194 43H196V42H194ZM160 44L162 45V46H164V50H162V48L160 47ZM170 45L169 47H168V45ZM172 45V46H171ZM178 45V46H177ZM194 45V44H193ZM167 46V47H166ZM183 47V50H182V47ZM166 48V49H165ZM173 48V49H172ZM179 48V49H178ZM180 48H181V52H180ZM174 49L176 50L175 52H174ZM197 49V50H196ZM200 49V48H199ZM142 51V52H146V51ZM172 50H173V52H174V54H173V52H172ZM153 51V50H152ZM166 52V54H167V57H166V54H164L165 52ZM167 51H168V53H167ZM163 52V53H162ZM170 52H172L171 54H170ZM182 52H184V53H182ZM185 52H187V53H185ZM177 55H176V54ZM178 53H181V55H182V57H178V56H180V54H178ZM197 53V55H195ZM161 54H163V57H162V55ZM176 55V56H175ZM183 56L185 57L184 59L187 61H190V63L188 64L184 59H183ZM189 56H191L192 58L193 57H199L198 59L196 58V61H194V58L192 59L191 57H189ZM178 57V58H177ZM138 58V59H137ZM140 58H142V62L140 63L139 61L141 60ZM143 58L145 59V60H143ZM163 58V59H162ZM137 61H135V60ZM140 59V60H139ZM147 59H148V61H147ZM150 59H152V60H150ZM174 59V60H173ZM177 59V60H176ZM179 59V60H178ZM185 61H183V60ZM192 61H191V60ZM130 60H132V62L130 61ZM152 61V62H150V61ZM164 60V61H163ZM165 60H167L166 62H165ZM145 61V62H144ZM157 61H161V63H162V65H161V63L160 62H157ZM174 61L177 63V64H175L174 65ZM179 61H181V64H179L180 62ZM200 61H199V63H200ZM144 62V63H143ZM146 62H148V63H146ZM172 62V64L173 65H171V67L169 66L170 65V63ZM179 62V63H178ZM184 64H186V65H184ZM196 62V63H195ZM130 64V66H127V65H129ZM153 63V64H152ZM154 63H156L155 65L156 66H158L157 68H156V66H154ZM167 63H168V65H167ZM146 64H149V67H147V65ZM150 64L151 65H153V66H151L150 67ZM183 64V65H182ZM124 65V64H123ZM124 65V66H125ZM132 65L134 66L133 68H132ZM141 65H142V67H144L143 65H145V67H147L146 69H145V67L142 69L141 68ZM159 65H160V67H159ZM177 65H178V67H177ZM180 65H182L181 67H182V69L179 71V69H180ZM200 65V64H199ZM198 65V66H199ZM220 65V64H219ZM0 70L3 68L2 67V63L0 62ZM139 66V67H138ZM166 68V70H163V69H165L164 67ZM221 66V65H220ZM128 67H130V69H131V71L130 72H134V76L135 77H137L136 75H139L141 78H139V76H138V78H136V82H139L140 84L142 83L143 84V86H142V84L140 85L139 83H137V84H134L135 86H139V88H142V91H140L139 92V88L138 87H133V89H132V87L131 86H128L127 85V83H129V85H130V83L131 82H133V83H136L135 81H133V78H135L134 76H133V78H132V73H130V75H128L127 74V70L129 69ZM115 67L113 66V69H114ZM119 68V67H118ZM117 68V69H118ZM140 68L142 69V71L140 70ZM151 70H150V69ZM169 68H171L172 69V71L170 72L169 70H171V69H169ZM176 68H179V69H177L176 70ZM216 68V69H215ZM220 68H221V72H220ZM219 68V66L216 64V66L214 67V71H215V73H217V75L218 76H220V77H218V78H222L223 76L225 77V75H227L226 73H228V71L224 68V67H220ZM129 69V70H130ZM138 69V70H137ZM153 69H155V70H153ZM219 69V70H218ZM135 70V71H134ZM145 70H147V72L145 71ZM148 70H149V72L150 71H153V72H151V73H153L154 74V71L156 72L155 73V76H153V74H152V76H151V74H149V72H148ZM159 70V71H158ZM176 70V71H175ZM183 70V71H182ZM225 70V71H224ZM4 71V72H3ZM3 71L1 70L0 71V76H4L5 75V70L3 69ZM72 71H74L73 69H72ZM161 71H163V72H161ZM176 72V73H174V74H172L173 72ZM178 71V72H177ZM219 71V72H218ZM1 72L3 73V75L1 74ZM53 72H55L54 70L53 71H48L47 73L49 74L50 73V75L48 76H46L45 74L42 76V77H40V79H38L40 82L39 83H37V86L38 85H40V87L41 88H39V86L37 87L38 88V90L35 88L31 93H32V95L31 94H29L30 92L29 91H27L26 90V92H28L27 94V96H26V92L25 91H21V89L20 88H18V87H16V88H13L11 91H9V95H8V87H5V83H3V82H5V80H6V75L3 77V78H1L0 77V102H5L4 100H7V99H11V100H15L16 101V99H17V103L18 104H21V106H24L22 109L24 110L23 112H22V109L17 113V112H15L14 114L16 115V116H14V118H13V120H12V122L11 123H6V122H4L3 121V119L0 117V131L2 130L8 137H9V140H11L12 142L10 143V144H12V145H10V147L12 146H14V148H12V150L14 151V154H13V151H11L12 152V159H14L13 160V162H11L10 163V160H11V154H7V153H5L4 152V155H3V152L2 153H0V160L2 161H0L1 162V164L3 165H1L0 166V173H1V178L0 179H4L5 178V176L7 175V170H9L8 172L10 173H8V175L6 176L7 178H5L4 179V181H2V180H0V200H1V204H0V224H2L4 227H5V225L7 224V226H10L11 225V223H12V225L11 226H14V225H16V224H18L19 222H18V220L17 219H15V218H20V217H24V219L22 218L20 221V223H23V226L25 227L24 229L25 230H27V231H24V233H25V235H29L30 236V238L28 239V240H30L31 242H32V244H31V242H30V244L32 245V246H34L35 247V250H37L36 252V256L34 257V256H31L30 257V259H27V263L28 264H39V262H40V264H58L59 262V264H132V263H134V264H138L140 261V259L143 261H145V263H143V262H140L139 264H158V262H163V263H166V264H177L176 262H178V259L180 258V255H181V250H182V243H181V241L176 237L175 238V236H176V234H174V233H171V232H169L168 230H167V228L166 227H168L167 226V224H166V222L165 221H169V220H171L170 219V217L168 216V215H163V214H161L160 212H157L155 209H154V211L155 212H157V213H155L154 211H153V202L152 201H150L149 199H148V197H147V199L150 201V203H152V204H149V206H145V209H144V207L142 208V212L140 211V210H138L139 211V217L137 216L136 218L135 217H131L130 219H129V217L128 216H126V217H124V216H122V215H120L118 212H121L120 211V209L122 210L123 209V205L124 204H122L120 201H118V200H116L115 201V199L113 198V196H112V194H113V192L114 191H112L113 190V188H112V186H110V183L108 182V181H106V180H101V178H103L102 177V174H104V172L105 173H107L105 170H102V169H98V162H97V157L99 156V155H103V157H105V159L108 161V160H112V162L110 161V163L112 164V171H114L115 169V172H112V174H113V176H117V178H122L123 179V181L125 182V181H128V183L127 182H125V183H127L126 185L127 186H129V189L131 188V186H133L131 189H130V191L132 190L133 192H131V193H133V194H135L136 196H139V195H141V192L142 191H139V190H137V187L140 189V190H142V186L144 187V185H145V183L147 182L146 180H147V178L146 177H144V176H141V175H136L135 176V173L132 171L133 169H132V167H131V169H130V165L132 166V163L129 161V160H127V159H129V157H128V155H131L130 154V152L128 151V149L126 148L125 149V147L127 146H124V148H123V146H121V149L120 148H116V149H112V152H111V150H109V151H107L106 153L105 152H99L100 154H94V152L95 153H98V151H96L95 150V148L93 147V145L92 144H95L94 142H96V141H94L95 140V138H93V136H91L90 134H89V132L87 131V133H86V130H82L81 131V133H80V128H79V125L78 124H76L77 123V121H76V118H75V120L73 119V116H72V119H71V117H69V115H70V113H71V106H69V105H67V108H66V106H60V105H52V102L53 101H51L50 103H49V105H52V106H46V108L44 109V111H42L41 113L39 112V110L37 109L36 111H35V109H36V102H42V101H46L47 100V98H49V95H50V93L51 94H58V92H59V90L60 89H63L62 87H64L63 85L64 84H62L63 82L65 83V82H67V81H70V80H73V79H71L70 77H68L67 76V74H62V73H58V74H62V75H58L56 72L55 73H53ZM135 72H137V73H135ZM142 72V73H141ZM226 72V73H225ZM75 73V72H74ZM126 73V74H125ZM129 73V72H128ZM145 73H148V74H144ZM163 73V74H162ZM171 75L170 77H169V74ZM225 75H224V74ZM59 76V77H57V75ZM71 74L72 75H74L73 74V72H71ZM157 74V75H156ZM164 74H166V75H164ZM175 74H177L176 76H179V77H177L178 79H180V81H183L182 83L176 78V77H173V75L175 76ZM223 74V75H222ZM125 75H127L128 77H126ZM144 75V76H143ZM147 75H149V76H151L152 78H150V83L151 82H153L152 84H150V83H148V79H149V77L147 76ZM162 75H163V77H162ZM167 75H168V77H167ZM222 75V76H221ZM46 76V78H44ZM66 76L68 77V78H66ZM143 76V77H142ZM156 76H158V77H156ZM160 76H161V81H160ZM164 76H166V77H164ZM63 77V78H62ZM124 77V78H123ZM148 77V78H147ZM155 77V78H154ZM171 77H173V78H171ZM189 77V76H188ZM42 78V79H41ZM58 78H61V79H58ZM126 78V79H125ZM163 78H164V80H163ZM169 78V79H168ZM46 79V80H45ZM50 79H53V80H50ZM64 81H63V80ZM107 79H109V77L107 78ZM130 79V80H129ZM141 79H142V81H141ZM152 79V80H151ZM176 79V80H175ZM49 80V81H48ZM59 80V81H58ZM61 80V81H60ZM114 79H111V82L113 81ZM132 80V81H131ZM145 80H147V81H145ZM159 80V81H158ZM167 80V81H166ZM171 80V81H170ZM172 80H175L174 82L172 81ZM41 81H44L43 83L41 82ZM63 81V82H62ZM110 81V80H109ZM115 81H113V82H115ZM123 81V82H122ZM126 81H128V82H125ZM141 81V82H140ZM145 81V82H144ZM158 81V82H157ZM163 81H165V82H171V84L168 82V83H165V82H163ZM38 82V81H37ZM124 83V84H122V83ZM147 82V83H146ZM155 82V83H154ZM160 82L162 83L163 82V86H166L167 87V89H166V87H162V85H160ZM173 82V83H172ZM176 82V83H175ZM54 83V84H53ZM59 83V84H58ZM146 83V85L149 87V85L151 86H157V89H160L159 90V92H156V93H154V95L152 94V96H154L153 98H157L156 100L155 99H152V97L151 96H149V95H151V93L149 92L148 93V89H145V88H147L146 86H144V84ZM177 84V85H175V84ZM45 84H46V86H45ZM56 84V85H55ZM62 84V85H61ZM167 84H170V85H167ZM173 84V85H172ZM180 84H182L181 86H180ZM2 85L4 86V87H2ZM57 85H58V87H57ZM59 85H61V86H59ZM110 85H112V84H110ZM121 85V86H120ZM123 85V86H122ZM45 86V87H44ZM52 86V87H51ZM117 86H119V87H117ZM127 86V87H126ZM142 86V87H141ZM155 86V87H156ZM168 86H172V88L171 87H169L168 88ZM178 86V87H177ZM57 87V88H56ZM145 87V88H144ZM159 87V88H158ZM162 87V88H161ZM136 88V89H135ZM177 90H175V89ZM178 88V89H177ZM3 89V90H2ZM41 89V90H40ZM120 89H121V91H120ZM166 89V90H165ZM170 91H169V90ZM36 90V91H35ZM44 90V91H43ZM119 90V91H118ZM132 90V91H131ZM141 90V89H140ZM147 91V94H146V91ZM164 92H163V91ZM168 90V91H167ZM177 92H175V91ZM2 91V92H1ZM5 91V92H4ZM17 91H21V92H17ZM37 91H40V92H37ZM42 91V92H41ZM114 91V92H113ZM116 91V92H115ZM123 91H124V93H123ZM130 91V92H129ZM158 91V90H157ZM7 92V93H6ZM15 92H16V94L17 93H25V95L24 96H26L27 98H28V96L30 97L29 98V100L28 99H25L26 97H24V96H21L20 98H21V100L19 99V97H18V95H16L15 96ZM35 92V93H34ZM44 92V93H43ZM53 92V93H52ZM56 92V93H55ZM162 92L164 93V94H162ZM166 92H167V95L168 94H170L172 97H173V100H172V97L170 96V95H168L166 98H164V96L166 95ZM170 92H172V93H170ZM5 93V94H4ZM11 93H12V95H11ZM87 93V92H86ZM126 93V94H125ZM178 94V97H175L176 95H174V94ZM183 94H185L184 92H182ZM2 94V95H1ZM6 94L8 95V96H6ZM122 94H125V95H122ZM127 94H130L131 96H128ZM157 94H159V96L163 99H160V98H158L157 97ZM161 94L163 95V96H161ZM14 95V96H13ZM33 95L36 97L37 95H39V97L37 96L36 97V99L35 98H33V100H35V101H33L32 100V97H33ZM81 96L80 97H85L86 95H83V94H80ZM114 95V96H115ZM132 95H133V97H135V98H133L134 100L136 99L137 100V103L136 104H138V109H137V107L135 108V106L136 105H134L135 104V101H133L132 99H130V98H132ZM156 95V96H155ZM13 96V97H12ZM44 96V97H43ZM124 96H125V98H124ZM9 97V98H8ZM16 97V98H15ZM45 97H46V100H45ZM79 97V96H78ZM130 97V98H129ZM169 97H171V98H169ZM7 98V99H6ZM13 98V99H12ZM37 98H39V99H37ZM169 98V99H168ZM43 99V100H42ZM128 99V100H127ZM140 99V100H139ZM123 102H122V101ZM138 100H139V102L140 101H143V102H145V103H139L138 102ZM19 101H20V103H19ZM24 101H26V102H24ZM155 101H156V103H155ZM159 101V102H158ZM167 101V102H166ZM28 102V103H27ZM35 102V103H34ZM127 102V103H126ZM134 102V103H133ZM161 102H163L165 105H162V103ZM166 102V103H165ZM26 103H27V105H26ZM33 103H34V105H33ZM146 103H150V106H151V103H152V105H153V107H150L149 108V106H147V105H145ZM161 103V104H160ZM168 103H170V104H168ZM119 104V105H120ZM123 104V105H122ZM127 104H128V106H127ZM142 104H144L145 106V108H146V110L144 111H142V109L144 108L143 106H142ZM156 104H158V105H161V106H158V105H156ZM166 104H168V107L166 106ZM2 104L0 103V106H1ZM27 107H26V106ZM33 105V106H32ZM126 105V106H125ZM131 105V106H130ZM30 106V107H29ZM58 106H60V107H58ZM124 106V107H123ZM143 108H142V107ZM167 107V108H169L167 111H166V107H165V109L164 108H162V110L164 109L165 110V112H164V110L162 111V112H164V113H162L159 109H161V108H158V107ZM20 107V106H19ZM34 107V109H32ZM48 107V108H47ZM66 109H65V108ZM70 107V108H69ZM4 108V107H3ZM52 108H55V109H52ZM61 108V109H60ZM69 108V109H68ZM124 108V109H123ZM128 108V109H127ZM147 108H149V110L147 109ZM29 109V110H28ZM52 109V110H51ZM68 109V110H67ZM134 109H135V111H136V115H135V112H134ZM33 110V111H32ZM58 110H60L61 111V113L58 111ZM67 110V111H66ZM121 110V111H120ZM123 110V111H122ZM127 110H129L128 112H130V111H132V112H130V113H128L127 112ZM25 111H26V113H25ZM35 111V112H34ZM51 111V112H50ZM57 111V112H56ZM70 111V112H69ZM137 111H138V114H137ZM142 113H141V112ZM147 111V112H146ZM30 112H32V113H30ZM58 114H56V113ZM67 112V113H66ZM223 112H224V110H223ZM21 113V114H20ZM42 113H44L43 114V116L41 115ZM50 113H52V114H50ZM54 113V114H53ZM128 113V114H127ZM131 113H133V114H131ZM25 114V115H24ZM30 114V115H29ZM39 114V116H37ZM50 114V115H49ZM59 114H61V115H59ZM140 114L142 115V116H140ZM167 114H170V115H167ZM21 115H23V117H21ZM32 115V116H31ZM35 115L37 116V117H35ZM46 115H47V118H46ZM57 115V116H56ZM126 115H127V118H126ZM136 116V117H133V118H138V120L139 119H141V118H139V117H142V121H140V124H139V121L137 120V119H133V118H131L132 116ZM19 116V117H18ZM28 116H30V118L28 117ZM33 116H34V118H33ZM43 118H42V117ZM49 116H50V118H49ZM59 116H60V118H59ZM68 116V117H67ZM137 116H139V117H137ZM17 117L18 118H20L19 120L17 119ZM39 117V118H38ZM51 117H52V119H51ZM57 117V118H56ZM67 117V118H66ZM121 117V119H119ZM231 117V116H230ZM229 117V118H230ZM54 118V119H53ZM64 120H63V119ZM66 118V119H65ZM232 118H234V117H231L230 118V120L232 119ZM22 119V120H21ZM35 120L36 119V122L35 121H33V120ZM41 119V120H40ZM42 119H44V120H42ZM71 119V120H70ZM127 121H126V120ZM45 120H48L47 122V124L45 123V124H43L44 123V121ZM51 120H53V121H51ZM59 120H61L62 122L60 123V121ZM67 120V121H66ZM120 120V121H119ZM125 120V121H124ZM136 121V123H135V121ZM232 120H234V119H232ZM232 120H231V122H232ZM29 121V123H27L26 124V122H28ZM39 121V122H38ZM41 121H43V122H41ZM54 121H55V123H54ZM63 121H65L64 123H63ZM74 121V122H73ZM132 121V122H131ZM134 121V122H133ZM143 121H145V122H143ZM24 124V122H25V126L22 124V123ZM31 122V123H30ZM32 122H34V123H32ZM53 122V123H52ZM57 122V123H56ZM76 122V123H75ZM125 122V123H124ZM142 122V123H141ZM233 122H235V120L233 121ZM20 123V124H19ZM40 123H42V125L40 124ZM59 123H60V125H59ZM68 123H69V125H70V129H69V125H68ZM138 123V124H137ZM145 125H144V124ZM165 123H167L168 125H165ZM164 123V126L162 125V129H163V127H164V129H165V131H168V130H170V125H169V123L168 122H165ZM29 124V125H28ZM40 124V125H39ZM49 124V125H48ZM53 124V125H52ZM76 124V125H75ZM125 124H126V126H125ZM134 124V125H133ZM135 124H137L136 125V127L134 128V126H135ZM141 124H143V125H141ZM10 125V126H9ZM37 125H39L40 126V129H39V126L37 127ZM43 125H44V127L45 126H47V127H45V132L46 131H48V129H49V131L48 132H46L47 134L48 133H50V131L52 132V134L50 133V137L48 138L47 136L49 135H47L46 133H42L44 130H43ZM52 125V126H51ZM68 126V127H65V126ZM75 125V126H74ZM26 126H28V127H26ZM42 126V127H41ZM49 126H51V127H49ZM56 126V127H55ZM137 126H138V128H139V126H140V128L139 129H141L142 131V133L140 132V130L137 128ZM144 126V127H143ZM166 126H169L168 128L166 127ZM8 127V128H7ZM13 127V128H12ZM23 127H24V129H23ZM53 127V128H52ZM58 127V128H57ZM59 127H61L60 129H59ZM65 127V128H64ZM73 127H76V128H73ZM12 128V129H11ZM25 128H27V129H25ZM37 128H38V130H37ZM51 128V129H50ZM63 128V129H62ZM67 128V129H66ZM72 128V129H71ZM79 128V129H78ZM129 128H130V130H129ZM142 128H146L145 130H144V133H143V129ZM17 129V130H16ZM33 129H34V131H35V133H37L36 135H35V133L33 134L32 132H34L33 131ZM54 129H56V130H54ZM59 130V133H57L58 132V130ZM125 129L126 130H128V131H125ZM168 129V130H167ZM12 130H14V131H12ZM26 132H25V131ZM28 130H29V133H28ZM31 130V131H30ZM40 130V131H39ZM42 130V131H41ZM70 130V131H69ZM17 131V134L15 135V132ZM56 131V132H55ZM60 131H61V134H60ZM14 134H13V133ZM22 132V133H21ZM41 132V133H40ZM55 134H54V133ZM63 132H65V133H63ZM74 132V133H73ZM18 133H19V135H18ZM62 133L64 134V135H62ZM67 133V134H66ZM71 135H70V134ZM77 133V134H76ZM131 133H132V135H131ZM136 135H135V134ZM11 134V135H10ZM13 134V135H12ZM23 134H25V136H27L26 138H25V136H23ZM57 134H58V136H57ZM82 134H84V135H82ZM88 134V135H87ZM143 134V135H142ZM40 135V136H39ZM42 135V136H41ZM45 135V136H44ZM70 135V136H69ZM73 135H75L76 137H74ZM80 135V136H79ZM82 135V136H81ZM124 135L126 136L125 138H124ZM13 136V138H10V137H12ZM18 139V137L20 136V138L18 139V141H16V140H14V138L15 137ZM39 136V137H38ZM44 136V137H43ZM55 137L56 138V136H57V138L59 139H55V138H51V137ZM66 138H65V137ZM73 136V137H72ZM130 136V137H129ZM135 136H137V138H136V140H135ZM2 136H0V141H2V138H1ZM28 137H30V138H28ZM36 137V138H35ZM38 137V138H37ZM40 137H41V139H44V140H42V142H41V139H40ZM43 137V138H42ZM63 137V138H62ZM79 138L78 139V141L76 140V138ZM81 137H82V139H81ZM89 138V140L87 139V138ZM22 138V139H21ZM45 138H47V139H45ZM128 138V139H127ZM134 138V139H133ZM38 139H39V141H38ZM48 139H49V141H48ZM66 139V141H68L70 144H71V147L69 146L70 144L68 143L67 145H66V141L64 142V140ZM69 139V140H68ZM21 140H23V141H21ZM25 140V141H24ZM33 140V141H32ZM53 140H56V141H53ZM61 140H63V143H65V144H63L62 143V141ZM71 140H72V142H71ZM75 140V141H74ZM82 140V141H81ZM87 140V141H86ZM90 140H92V141H90ZM140 140V141H139ZM163 140H165V141H163ZM162 140V142L164 143H166L167 142V140H168V144H164L163 145V143H161V147H160V149H161V151H163V152H161L162 154H164V153H167V152H173L171 149H172V146H171V141L169 140V138L166 140V139H163ZM14 141V142H13ZM45 141H48V143L46 142L45 143ZM77 141V142H76ZM94 141V142H93ZM20 142V143H19ZM24 142V143H23ZM29 142H31V143H29ZM35 144H34V143ZM38 142H40V144L38 143ZM53 142H57L56 143V146H55V143H53ZM59 142H61V143H59ZM77 143V144H79V145H81V146H79V145H77V144H75L74 145V143ZM80 142H84V143H80ZM86 142V143H85ZM13 143H14V145H13ZM18 143V144H17ZM22 143V144H21ZM51 144V146H50V144ZM59 143V144H58ZM89 143H90V145H89ZM170 143V144H169ZM27 144L28 145H30L29 146V148L28 149H26V147L25 146H27ZM46 144H48L49 145V147H52V146H54L57 150L56 151H58L57 152V155H59V156H56L54 159H49V160H47L48 162H49V164L44 160V161H41V159H39V157H38V155L39 154H37V152L38 153H42V151L41 150H43V151H45V150H47V148H49V147H46ZM84 144H86L85 146H84V148L82 147ZM9 145V144H8ZM15 145H16V148H15ZM20 146V148H19V146ZM35 145V146H34ZM37 145H39V146H37ZM44 145H45V147H46V149H43L44 148ZM47 145V146H48ZM63 147H62V146ZM89 146V148H88V146ZM23 146V147H22ZM40 146H42L41 148H40ZM61 148H60V147ZM74 147V149H73V147ZM147 146V145H146ZM163 146H167V147H165L166 148V152H164L165 151V148L163 147ZM171 146V147H170ZM25 147V148H24ZM28 147V146H27ZM33 147V148H32ZM66 147H68L67 149H69V150H67L68 151V153L69 152H71V153H69V155L70 156H73V157H75L76 155V157H75V159L73 158V157H70L69 155H68V153H66L67 151H65L66 150ZM79 147V148H78ZM84 149V151H83V149ZM87 147V148H86ZM170 147V148H169ZM20 150V152L18 153H16V151H19L18 149ZM24 148V149H23ZM31 148V149H30ZM75 148H77L76 150H75ZM82 149V151H80L81 149ZM92 148H94V149H92ZM147 148V147H146ZM164 148V150H162ZM11 149V148H10ZM15 149H17V150H15ZM41 149V150H40ZM61 149V150H60ZM86 149V150H85ZM89 149V150H88ZM118 149V150H117ZM122 149L124 150V151H122ZM23 150H28L27 151V153L29 154H27V153H25ZM40 150V151H39ZM60 150V151H59ZM71 150V151H70ZM74 150V151H73ZM88 150V151H87ZM90 150H91V152H90ZM95 150V151H94ZM116 150V151H115ZM127 150V151H126ZM167 150H169V151H167ZM23 151V152H22ZM62 151H64L65 152V154H67V156L64 154V152H62ZM75 151H77V152H75ZM80 151V152H79ZM94 151V152H93ZM119 153H118V152ZM1 152V151H0ZM31 152V153H30ZM32 152L34 153V154H32ZM73 152V153H72ZM91 154H90V153ZM93 152V153H92ZM117 152V153H116ZM122 152V153H121ZM63 153V154H62ZM76 153V154H75ZM78 153V154H77ZM82 153V154H81ZM89 153V154H88ZM109 153V154H108ZM113 153V154H112ZM114 153H115V155H114ZM126 153H129V154H126ZM148 153V151L146 150V149H144V151H143V156L144 155H146ZM2 154V155H1ZM5 154H6V156L7 157H5ZM17 154V155H16ZM36 154V155H35ZM73 154V155H72ZM75 154V155H74ZM80 154H81V156H80ZM110 154H112V155H110ZM122 154H123V156H122ZM125 154V155H124ZM134 154V153H133ZM149 154V153H148ZM168 154V156L170 157V153H167ZM167 154H164L163 156H165V155H167ZM18 155H20V156H18ZM22 155V156H21ZM65 155V156H64ZM83 155V156H82ZM85 155V156H84ZM87 155V156H86ZM89 155V156H88ZM91 155V156H90ZM108 156V158H110V159H108L107 158V156ZM115 157H114V156ZM118 155V156H117ZM4 156V157H3ZM10 156V157H9ZM30 156H32V160H30L31 158H30ZM110 156V157H109ZM125 156V158L127 157V159L125 160L126 162H124L123 160L125 159V158H123ZM16 157H17V159H16ZM19 157H20V159H21V161H19L18 159H19ZM28 157V158H27ZM66 157H68V158H66ZM70 157V158H69ZM93 157V158H92ZM95 157V158H94ZM5 158V159H4ZM7 158V159H6ZM8 158H10V160L8 159ZM25 158H27V159H29V161H27ZM77 158V159H76ZM80 158H82L81 160H80ZM118 158V159H117ZM122 158H123V160H122ZM26 160L25 162L23 161V160ZM33 159H34V161H33ZM39 159V160H38ZM55 159H56V161H58L57 163H56V161H55ZM79 159V160H78ZM85 159V160H84ZM92 159V160H91ZM120 159V160H119ZM166 161H169V158L166 156ZM5 160H7L6 162H8V164L10 163V166H12V167H8V164L6 165V162H5ZM16 160H18V161H16ZM51 160V161H50ZM85 162H84V161ZM114 160V161H113ZM116 160V161H115ZM118 160V161H117ZM122 160V161H121ZM12 161V160H11ZM31 161V163H29ZM52 161H54L55 162V165H54V163H52ZM62 161V162H61ZM66 161V162H65ZM68 161H70L71 162V166H70V168H69V170L67 169V168H65L64 166L67 164V163H70V162H68ZM92 161V162H91ZM129 161V162H128ZM16 162H17V164H16ZM21 162V163H20ZM22 162H23V164H22ZM28 162V163H27ZM89 162V163H88ZM93 162H96V164L95 163H93ZM113 162H115L114 164H113ZM3 163H5V165L3 164ZM33 163H34V165H33ZM36 163V164H35ZM40 165H39V164ZM43 163H44V168H42L43 167ZM47 163V164H46ZM58 163H60V164H63V163H65L64 164V166L62 165V167L60 166V164H58ZM83 163V164H82ZM86 163V164H85ZM125 163V164H124ZM127 163H128V165H127ZM12 164V165H11ZM14 164V165H13ZM29 164H31V165H29ZM42 164V165H41ZM46 164V165H45ZM73 164L75 165V166H73ZM116 164V165H115ZM15 165H17V166H15ZM19 165V166H18ZM27 165H28V168H27ZM36 165V166H35ZM48 165V166H47ZM93 165V166H92ZM95 165V166H94ZM114 165V166H113ZM127 165V166H126ZM6 168H5V167ZM14 166L15 167H17V168H15V171H14ZM38 166H40V167H38ZM53 166H55V167H53ZM115 166H117V167H115ZM47 167L48 168H50V170H45V168L47 169ZM61 167V168H60ZM65 168V170L69 173H67V172H65V170H64V168ZM126 167V168H125ZM169 167H170V165H169ZM34 168V169H33ZM36 168V169H35ZM38 168H40V169H38ZM53 168H55L56 169V171H55V169H53ZM60 168V169H59ZM63 168V169H62ZM71 168L73 169V170H71ZM120 170H119V169ZM121 168L124 170V168H125V170L123 171V170H121ZM129 170H128V169ZM171 168V170H173L172 171V174H175V177H174V175H173V180H174V178H176V172H175V169L171 166L170 167ZM170 168H168V167H165V170L166 171H170L171 172V170H170ZM21 169V170H20ZM27 171H26V170ZM35 171H33V170ZM51 169H53L52 171H51ZM77 169H79L78 171H77ZM114 169V170H113ZM12 172H11V171ZM17 170V171H16ZM39 170V171H38ZM62 171V173L60 172V171ZM63 170H64V173H65V175H64V173H63ZM101 170V171H100ZM127 170V171H126ZM25 172V173H23V172ZM31 171V172H30ZM38 171V172H37ZM50 171H51V175H50ZM55 171V173H52V172H54ZM73 171V172H72ZM76 171V172H75ZM87 171V172H86ZM118 171H121V173L120 172H118ZM3 172V173H2ZM5 172V173H4ZM20 172V173H19ZM29 172V173H28ZM33 172V173H32ZM37 172V173H36ZM39 172H40V174H39ZM41 172H42V174H41ZM45 172V173H44ZM47 172V173H46ZM60 172V173H59ZM75 175V173H76V176H73V174ZM79 172V173H78ZM95 172H96V174H95ZM122 172H126V173H122ZM130 172V173H129ZM32 173V174H31ZM36 173V174H35ZM57 173V174H56ZM94 173V174H93ZM128 173V174H127ZM20 174V177H18V175ZM22 174V175H21ZM41 175V176H39V175ZM46 174H48V175H45ZM53 174H55V177L53 176ZM62 174V175H61ZM81 174V175H80ZM99 174H101V175H99ZM111 174V175H112ZM115 174V175H114ZM118 174V175H117ZM120 174V175H119ZM123 174V175H122ZM132 174V175H131ZM3 175V176H2ZM29 175V176H28ZM32 175V176H31ZM42 175H44V176H42ZM58 175H60V176H58ZM88 175V176H87ZM128 175V176H127ZM133 175L135 176V177H133ZM13 176V177H12ZM27 176V177H26ZM63 176V177H62ZM69 176V177H68ZM72 176V177H71ZM123 176V177H122ZM24 177H26V178H24ZM35 177H37V178H35ZM54 177V178H53ZM60 177H62V178H60ZM68 177V178H67ZM76 177V178H75ZM130 177V180H128V179H126V178H129ZM137 177V178H136ZM140 177V179H138ZM143 177H144V179H143ZM17 178V180H15ZM20 180H19V179ZM23 178V179H22ZM33 178V179H32ZM63 178H65V180L63 179ZM80 178V179H79ZM91 178V179H90ZM131 178H133V179H131ZM7 179H10V180H12V182L9 180H7ZM26 179V180H25ZM35 179H37V180H35ZM42 179H43V181H42ZM49 179V180H48ZM67 179H71V182L72 183H74V185L72 184V186H74V187H77L78 189H81L82 190V192L84 193V196L86 197V198H88V199H86L85 201L84 200H80V205H78V208H79V210L78 211H76V210H74L73 209V206L71 205V203L72 202H74V201H72L73 199L75 200L76 198L74 197V195H72V198H70L71 197V194H72V191L71 190H69V188H67L66 187V184H65V182L67 181ZM75 179V180H74ZM77 179V180H76ZM6 180V181H5ZM14 180V181H13ZM25 180V181H24ZM32 182H31V181ZM41 180V181H40ZM48 180V181H47ZM74 180V181H73ZM93 180L95 181L94 183H91V182H93ZM97 180V181H96ZM45 181V182H44ZM63 181H64V183H63ZM141 181V182H140ZM3 182H5L6 184H7V186H6V184L5 183H2ZM8 182V183H7ZM11 182V183H10ZM21 182V183H20ZM86 182V183H85ZM88 182H90V183H88ZM138 182V183H137ZM10 183V184H9ZM17 183V184H16ZM20 183V184H19ZM26 183H29V184H26ZM32 183H33V185H32ZM35 183V184H34ZM44 183V184H43ZM49 183V184H48ZM95 183H98L97 185H95ZM109 183V185H107ZM172 184H173V181L171 182ZM24 184V185H23ZM38 184H40V185H38ZM43 184V185H42ZM55 184V185H54ZM64 185V186H62V185ZM128 184H130V185H128ZM133 184V185H132ZM139 186H138V185ZM23 185V186H22ZM28 185V186H27ZM32 185V186H31ZM59 186V188H58V186ZM103 185V187H104V189L102 190V186ZM14 186H15V188H14ZM47 186H48V188H47ZM57 186V187H56ZM83 186V187H82ZM99 187L98 189L100 190V193H105V195L102 197L101 195L102 194H100L99 193V190L96 188V187ZM106 186V187H105ZM109 186V187H108ZM8 187V188H7ZM12 187V188H11ZM24 187V188H23ZM27 187V188H26ZM29 187V188H28ZM33 187V189H34V191H33V189H31ZM43 187H44V189H43ZM66 187V188H65ZM88 187V188H87ZM108 187V188H107ZM4 188V189H3ZM55 188V189H54ZM63 188V189H62ZM65 188V189H64ZM111 188H112V190H111ZM128 188V187H127ZM29 189V190H28ZM35 189L37 190V191H35ZM41 189V190H40ZM109 189V190H108ZM21 190V191H20ZM23 190H24V192L26 193V195H25V193L23 192ZM26 190V191H25ZM28 190V191H27ZM65 190H68V191H65ZM106 190V191H105ZM3 191V192H2ZM20 191V192H19ZM51 191V192H50ZM60 191V192H59ZM71 193H70V192ZM86 191H88V192H86ZM109 193H108V192ZM112 191V192H111ZM135 191V192H134ZM24 194H23V193ZM34 192V193H33ZM40 193V194H38V193ZM65 192H67V193H65ZM139 192H140V194H139ZM6 193V194H5ZM9 193V194H8ZM11 193V194H10ZM14 193V194H13ZM37 193V194H36ZM64 193V194H63ZM98 193H99V195H100V197H98L99 195H98ZM106 193H108L107 194V196H106ZM2 194H4V195H2ZM13 194V195H12ZM19 194H20V196H19ZM35 196H34V195ZM69 194H70V196H69ZM89 194V195H88ZM111 194V195H110ZM132 194V195H133ZM138 194V195H137ZM149 194V193H148ZM47 195V196H46ZM63 195H65V196H63ZM135 195H133V196H135ZM3 196H5V197H3ZM28 196V197H27ZM33 197L34 199L33 200H31V197ZM40 196V197H39ZM67 196V197H66ZM97 196V197H96ZM109 196V198L110 199H112V200H110L109 198H107ZM135 196V197H136ZM148 196H152L151 194L150 195H148ZM26 197V198H25ZM58 197V198H57ZM60 197H62V199L60 198ZM90 197V198H89ZM2 198V199H1ZM11 198V199H10ZM12 198H14V200H16V201H12ZM40 199V202H39V199ZM49 198V199H48ZM65 198V199H64ZM67 198V199H66ZM99 198H101V200L99 199ZM4 199H7V200H4ZM38 199V200H37ZM46 199V200H45ZM48 199V200H47ZM58 199H59V201H58ZM70 201H69V200ZM100 200V202L98 201V200ZM104 199V200H103ZM110 200V201H107V200ZM18 200H19V203H18ZM28 200H29V202H28ZM35 200V201H34ZM49 200H52V201H49ZM55 200V201H54ZM61 200V201H60ZM66 200H67V202H66ZM92 200V201H91ZM97 200V202L95 203V206L97 207H95L94 206V204H92L93 202H95ZM4 201V202H3ZM31 201H33L32 203H31ZM42 201V202H41ZM50 202V206H49V202H48V205H47V203H45V202ZM63 201V202H62ZM69 201V202H68ZM109 202V203H107V202ZM7 202H9L8 204H6ZM21 202V203H20ZM24 202V203H23ZM38 202V203H37ZM43 202H44V205H43ZM91 202V203H90ZM99 202V203H98ZM103 202H106V203H104V204H106V205H104L103 204ZM113 202V203H112ZM116 202V203H115ZM13 205V204H16V205H11V204ZM28 203V204H27ZM41 203V204H40ZM54 205H53V204ZM57 203V204H56ZM59 203V204H58ZM67 203V204H66ZM84 203H86V204H84ZM100 203H102V204H100ZM114 205H112V204ZM120 203V204H119ZM20 204H21V206H20ZM40 204V205H39ZM52 204V205H51ZM62 204H64L63 206H62ZM69 204L72 206V208H71V206H69ZM73 204V203H72ZM109 204V205H108ZM112 205V208H111V205ZM118 204H119V206H118ZM208 204L210 205V206H212V204H211V202H210V200H208ZM4 205V206H3ZM25 205H26V207L29 209H27V208H25ZM29 205V206H28ZM37 205V207H35ZM58 205V206H57ZM69 207H68V206ZM82 205V206H81ZM85 205L87 206L86 208H87V210H89V211H87L86 210V208H85ZM100 205V206H99ZM104 206V209L106 210V212H105V210L102 208L103 206ZM121 205V206H120ZM152 205V206H151ZM7 208H6V207ZM11 206V207H10ZM34 206V207H33ZM40 206V207H39ZM43 206V207H42ZM45 206H49L50 208L49 209H46L45 208ZM53 206V207H52ZM83 206H84V208H83ZM89 206V207H88ZM110 206V207H109ZM116 206H118V207H120V209H118V208H116ZM4 207V208H3ZM9 207V208H8ZM21 207V208H20ZM54 207H56V208H54ZM62 207H64V208H61ZM66 207H68L67 209H65ZM80 207H82V208H80ZM91 207H94V208H91ZM100 207V208H99ZM150 207V208H149ZM16 208V209H15ZM24 208V209H23ZM38 208H40V209H38ZM58 208V209H57ZM89 208V209H88ZM98 208H99V210H100V212H99V210H98ZM107 208H110V209H107ZM116 208V209H115ZM8 209V210H7ZM11 209H14V210H11ZM23 211H22V210ZM30 209H32V210H30ZM36 209H38V210H36ZM53 209V210H52ZM70 209V210H69ZM81 209H82V212H81ZM94 209V210H93ZM116 210L115 212L114 211H112V210ZM136 209H138V208H136ZM153 211V214H152V212H151V210ZM6 210V211H5ZM19 210H20V212H19ZM86 210V211H85ZM92 210V211H91ZM96 210V211H95ZM109 210V211H108ZM117 210H118V212H117ZM144 210H145V214L143 213L144 212ZM10 211H13L14 213H16L15 215L13 214V212L11 213ZM15 211H17V212H15ZM26 211V212H25ZM28 211H29V213H28ZM50 213H49V212ZM52 211H53V213H52ZM66 213H65V212ZM72 211V212H71ZM75 211V213H73ZM85 211V212H84ZM108 211V212H107ZM110 211L112 212V213H114V214H112V215H107V213H110ZM146 211H148V212H146ZM2 212V213H1ZM6 214H5V213ZM32 212V213H31ZM40 213L39 215L38 214H35V213ZM77 212H79V213H77ZM83 212H84V214H83ZM96 212V213H95ZM116 212H117V216H116ZM141 212V213H140ZM22 213V214H21ZM55 213V214H54ZM82 213V214H81ZM93 213V214H92ZM143 213V214H142ZM154 213L156 214V216H158L159 214V216H158V218L156 217L155 218V215H154ZM217 212H216V209H215V214L214 215H210V219H208L207 221L210 223V225H214L215 224V222H216V227H218L219 226V228L218 229H220L219 231H222L223 232V235L224 236H226V237H229V234H231L232 235V232L230 233L229 232V230H230V228H229V230H228V227L227 228H225V230H224V228H223V226H222V224L223 223H218V221L221 219L220 217H218L219 215L218 214H216ZM14 216H13V215ZM18 214H19V216H18ZM26 214H28V215H26ZM41 214H42V216H41ZM45 214V215H44ZM47 214H48V216H47ZM49 214H52L53 216H49ZM65 214V215H64ZM66 214H68V215H66ZM75 214V215H74ZM96 214V215H95ZM104 214H106L105 216H106V218H107V220H109L108 222H111V223H107L106 222V218H104ZM111 214V213H110ZM152 216H150V215ZM4 215H6V216H4ZM10 215V216H9ZM12 215V216H11ZM21 215V216H20ZM23 215V216H22ZM35 215V216H34ZM71 215V216H70ZM77 215V216H76ZM82 216V219H81V216ZM85 215V216H84ZM88 215H89V217H88ZM90 215H91V217L92 218H94V220H92V218L90 217ZM116 217H115V216ZM142 215H143V217H142ZM147 215H148V219H147ZM217 215V216H216ZM7 216H9V217H7ZM40 217V219H38L39 217ZM44 216H45V218H44ZM66 218H65V217ZM79 216H80V218H79ZM87 216V217H86ZM97 216L99 217V218H97ZM100 216H101V218H100ZM111 217V218H109V217ZM121 216H122V219L123 218H126L125 220H122V219H120L121 218ZM149 216L151 217V218H149ZM167 216V217H166ZM216 216V217H215ZM2 217V218H1ZM5 217H6V219H5ZM32 217H35L36 219H34V218H32ZM54 217V218H53ZM76 219H75V218ZM128 217V218H127ZM145 217V218H144ZM213 217H214V219H213ZM221 217H222V215H221ZM11 218V219H10ZM18 218V219H19ZM29 218V219H28ZM51 218V219H50ZM58 218V219H57ZM79 218V219H78ZM86 218H90L89 220L88 219H86ZM104 218V219H103ZM114 218H115V220H114ZM142 218H144V219H142ZM155 219V221H151L150 219H152V220H154ZM164 218V219H163ZM166 218H168L167 220H165ZM219 218V219H218ZM3 219V220H2ZM15 219V220H14ZM33 219V220H32ZM43 219V220H42ZM46 219H48V220H46ZM54 219V220H53ZM99 221H98V220ZM112 219H113V221H112ZM132 219V220H131ZM137 219H139V220H137ZM141 219H142V221H141ZM145 219L148 221L147 223H146V221H145ZM160 219H161V221H160ZM7 220H9V221H7ZM24 220V221H23ZM31 220V221H30ZM39 220V221H38ZM51 220H52V222H51ZM56 220V221H55ZM59 220V221H58ZM61 220V221H60ZM63 220V221H62ZM80 220V221H79ZM81 220H83V221H81ZM85 220H86V222H85ZM102 220H105V221H102ZM130 220V221H129ZM134 220H135V222H134ZM163 220H165V221H163ZM17 221V222H16ZM26 221V222H25ZM32 221H34V222H32ZM45 221V222H44ZM47 221V222H46ZM48 221H50V222H48ZM68 221V222H67ZM92 221H94V222H92ZM116 221V222H115ZM127 221H128V223H127ZM132 221V222H131ZM138 221V223H136ZM213 221H215V222H213ZM4 222H5V225H4ZM7 222V223H6ZM54 222H58V223H60L58 226V228L56 229L55 227H54V225L52 226V224L54 223ZM74 222V223H73ZM81 222V223H80ZM82 222H84V223H82ZM97 222H98V224H97ZM114 222V223H113ZM122 222H124V223H122ZM140 222V223H139ZM142 222V223H141ZM152 222H154V223H152ZM213 222V223H212ZM220 222H224V220L222 219ZM262 223V224H259V223ZM259 223H258V228H260L261 227V230H262V232H263V235H264V231H263V229L264 228H262V225H263V222L262 221H260ZM15 223V224H14ZM27 223V224H26ZM29 223H31V225L29 224ZM48 223V224H47ZM62 223V224H61ZM85 223H87V224H85ZM89 223V224H88ZM94 223V224H93ZM99 223H100V225L102 224V228L100 227V225H99ZM107 223V224H106ZM117 223V224H116ZM118 223H120V224H122V225H120V224H118ZM127 223V224H126ZM132 223H134V224H132ZM146 223V224H145ZM156 223V224H155ZM165 223V224H164ZM169 223H170V221H169ZM217 223H218V226H217ZM10 224V225H9ZM40 224V225H39ZM44 224V225H43ZM70 224V225H69ZM83 224H85V226L83 225ZM91 224H93L94 225V227L91 225ZM109 224V225H108ZM112 224V225H111ZM114 224V225H113ZM132 224V225H131ZM136 224V225H135ZM138 224V225H137ZM144 224H145V226L146 227H144ZM147 224H149L150 226H148ZM152 224H154L156 227H154V225H152ZM219 224H221V225H219ZM29 225V226H28ZM46 225H48V226H50V227H48V226H46ZM60 225H61V227L62 228H60ZM65 225V226H64ZM74 225V226H73ZM83 225V226H82ZM87 225H88V227L90 226V230L92 231V230H94V235L96 236H99L98 238H105V239H103V244H101L100 243V241H99V243H96L95 245H93V246H91L89 243V240H88V237H87V234H86V232L84 231V229H83V227L84 228H86L87 227ZM133 225H135L134 227H132ZM143 225V226H142ZM151 225L153 226V228H151ZM40 226V227H39ZM105 226V227H104ZM118 226V227H117ZM165 226V227H164ZM34 228L33 230H32V228ZM69 227V228H68ZM109 227V228H108ZM112 227V228H111ZM115 227V228H114ZM148 227V228H147ZM27 228H30V229H27ZM45 228H46V230H47V232H45L46 230H45ZM54 228V229H53ZM81 228H82V230H81ZM93 228H96V230L95 229H93ZM113 229V230H111V229ZM130 228V234H129V230L128 229ZM133 228V229H132ZM156 228V229H155ZM160 228V229H159ZM50 229H51V231H50ZM61 229V230H60ZM103 229H105V230H103V233H101L102 232V230ZM111 230L110 231V233L109 232H106L105 233V231H108V230ZM114 229H115V231H114ZM122 231H121V230ZM126 229V230H125ZM140 230V231H138L137 232V230ZM147 229H151V230H154L153 232V234H152V231L150 230V231H147ZM52 230H54V231H52ZM60 230V231H59ZM98 230V231H97ZM100 230V231H99ZM134 230V232H131V231H133ZM156 230V231H155ZM161 231V233L159 232V231ZM30 231V232H29ZM33 231V232H32ZM43 231V232H42ZM58 233H57V232ZM68 231H69V233H68ZM83 231V232H82ZM117 231V232H116ZM120 231V232H119ZM125 231H128V232H125ZM145 231V232H144ZM227 231V232H226ZM27 232H29V233H27ZM36 232H37V234H36ZM40 232H42V233H40ZM93 232V231H92ZM115 232V233H114ZM119 232V233H118ZM38 233H39V235H38ZM46 233L48 234V236L46 235ZM71 233V234H70ZM107 233L109 234V236L107 235ZM111 233H114V234H116V236H114V234H111ZM123 233L124 234H126V235H124V236H122L123 235ZM128 233V234H127ZM132 233H134L135 235H133V237L135 238L136 237V234L137 235H139V237L141 236V234H142V236L139 238L138 236H137V238H135V239H137V240H135V239H133V237H132ZM145 233H149L148 234V236H149V238H147L144 242H143V235L145 234ZM162 233H163V236H161L162 235ZM53 234V235H52ZM101 236H100V235ZM119 234V235H118ZM121 234V235H120ZM159 234H161V235H159ZM54 235H56V236H54ZM62 235H64V236H62ZM72 235V236H71ZM84 235H86V236H84ZM114 236V239L112 238L113 236ZM131 237H130V236ZM158 237H157V236ZM167 236V237H165V236ZM37 236H39V237H37ZM49 236H51V237H49ZM58 236V237H57ZM96 236V237H97ZM105 236V237H104ZM112 236V237H111ZM117 236H120V237H118L117 238ZM156 236V237H155ZM160 236V237H159ZM36 237L38 238V239H36ZM64 237V238H63ZM106 237H107V239H106ZM108 237H109V239H108ZM130 237V238H129ZM164 237L166 238V239H164ZM35 238V239H34ZM46 238V239H45ZM48 238V239H47ZM59 238V239H58ZM66 238V239H65ZM79 238V239H78ZM84 238V239H83ZM122 238H127V240L125 239H122ZM9 238H4V239H1L0 240V249H1V251H0V253H2V254H0L1 256H0V261L2 262L3 261V258L5 259L6 257H8V258H6L5 259V261H7V262H5V261H3L5 264H8V263H10V264H14L15 262L16 263H18V264H21L19 261H17V260H19V259H16L17 258V256H16V253H14L13 251H11L10 250V252H6V249H4V248H2L4 245L3 244H5V242H7V241H10V239L8 240ZM43 239V240H42ZM111 239V240H110ZM113 239V240H112ZM122 239V240H121ZM132 239V240H131ZM149 239V240H148ZM39 240V241H38ZM51 240V244L49 245V242L48 241H50ZM105 240H107V241H105ZM129 240H131L130 242H129ZM134 240V241H133ZM140 240H141V242H140ZM1 241H3V242H1ZM44 241H46V242H44ZM116 241V242H115ZM122 241V242H121ZM153 241V242H152ZM154 241H155V243H154ZM156 241L158 242L157 244L159 245H157L156 244ZM162 243H161V242ZM167 241H168V243H167ZM105 242H107V243H105ZM110 242H111V244H110ZM121 242V243H120ZM125 242H128V243H125ZM136 243V244H138V245H135V244H132V243ZM139 242V243H138ZM145 242H147L146 244H145ZM166 242V244L167 245H172V246H167L166 244L163 246L162 244H164V243ZM35 243V244H34ZM39 243H40V245H39ZM48 245H47V244ZM119 243H120V245H119ZM124 243H125V246H124ZM142 243H144L145 244V246L144 245H142ZM149 243V244H148ZM172 243V244H171ZM41 244H43V245H41ZM54 244V245H53ZM59 244V245H58ZM75 244V245H74ZM85 244V245H84ZM87 244H89V245H87ZM105 244H107V245H105ZM121 244H123V245H121ZM130 244V245H129ZM131 244L133 245V246H131ZM142 246H141V245ZM160 244H161V247H160ZM45 245V246H44ZM67 245V246H66ZM103 245V246H102ZM113 245V246H112ZM127 245L129 246L128 248H127ZM155 245V246H154ZM156 245H157V247H156ZM2 246V247H1ZM39 246V247H38ZM40 246L42 247V248H40ZM44 246V247H43ZM47 246H49V247H47ZM110 246V247H109ZM136 246H137V248H136ZM139 246V247H138ZM146 246L148 247V248H150L149 250H147L146 249ZM152 246V247H151ZM162 246H163V248H162ZM56 247V248H55ZM64 247V248H63ZM88 247V248H87ZM89 247H92V248H94V249H96V250H94V249H92V248H89ZM101 247V248H100ZM118 247V248H117ZM156 249H155V248ZM165 247V248H164ZM166 247H169L168 249H166ZM171 247H173V248H171ZM175 247V248H174ZM259 247V248H258ZM261 246H257L256 248H254L253 249V257L251 258V260H249L248 262H250V263H252V264H258V260H259V258H260V256H258L259 254H261V252H262V250L260 251V249H262V247L260 248ZM38 248H40V249H38ZM43 248H45V249H43ZM63 248V249H62ZM127 248V249H126ZM135 248V249H134ZM142 248H144V250L142 249ZM177 248V249H176ZM178 248H180L179 250H178ZM4 249V250H3ZM46 249H48V250H46ZM49 249H51V250H49ZM54 249V250H53ZM56 249H57V251H56ZM62 249V250H61ZM112 249V250H111ZM114 249H116V250H114ZM127 251H126V250ZM151 249H152V251H151ZM164 249V250H163ZM176 249V250H175ZM259 249V250H258ZM59 250V251H58ZM70 250V251H69ZM90 250V251H89ZM128 250H129V252H128ZM132 250L136 253V252H138L139 254H140V256H141V258L140 259H138L137 261L138 262H136V260L134 261V259H136L134 256L135 255H133L134 254V252H133V254H132ZM138 250V251H137ZM143 250V251H142ZM158 250H160L159 252H158ZM3 251H5V252H3ZM7 251H9L8 249H7ZM62 251H64V252H62ZM86 251H87V253H86ZM95 251V252H94ZM97 251V252H96ZM105 251V252H104ZM121 251V252H120ZM131 251V252H130ZM147 251H148V253H147ZM153 251L155 252V253H153ZM164 251V252H163ZM180 252V253H177V256H176V252ZM257 251L259 252V253H257ZM49 252V253H48ZM53 254H52V253ZM56 252V253H55ZM57 252H58V254H57ZM59 252H61V253H59ZM89 252V253H88ZM111 252V253H110ZM119 252V253H118ZM124 252H126V253H124ZM144 252V253H143ZM158 252V253H157ZM6 255H5V254ZM10 253V254H9ZM45 253V254H44ZM109 255H108V254ZM151 253V254H150ZM152 253H153V255L154 254H156L157 256H153L152 255ZM162 255H161V254ZM163 253H165L164 255H163ZM172 253V256L170 255V254ZM14 255V256H12V255ZM39 254V255H38ZM52 256H51V255ZM58 256H57V255ZM131 254V255H130ZM137 254V253H136ZM160 254V255H159ZM175 255V257H174V255ZM46 255V256H45ZM94 255V256H93ZM116 256V258H115V256ZM130 255V256H129ZM133 255V256H132ZM143 255V256H142ZM145 255V256H144ZM148 255H150V256H148ZM169 255H170V259L172 260H170L169 258H167V257H169ZM11 256L13 257V258H11ZM41 256V257H40ZM43 256V257H42ZM54 256V257H53ZM96 256H98V257H96ZM124 256V257H123ZM132 256V257H131ZM162 256H164V257H162ZM262 256V255H261ZM2 257V258H1ZM34 257V258H33ZM38 257V258H37ZM45 257V258H44ZM46 257H48V259L46 258ZM58 257V258H57ZM103 257V258H102ZM127 257V258H126ZM154 257L156 258V259H154ZM160 257V258H159ZM165 257H166V260H165ZM173 257V258H172ZM178 259H177V258ZM9 258L11 259V260H9ZM50 258H51V262H50ZM95 258V259H94ZM130 260H129V259ZM133 260H132V259ZM142 258H147V259H149V261L147 260V259H142ZM162 258H164V260H165V262H164V260L162 259ZM36 259V260H35ZM42 259L44 260L43 262H42ZM152 259V260H151ZM168 259V260H167ZM253 259L255 260V262L253 261ZM12 260H13V262L14 263H12ZM38 261V263L36 262L35 263V261ZM41 260V261H40ZM49 262H48V261ZM66 260V261H65ZM92 260V261H91ZM155 260V261H154ZM174 260V261H173ZM9 261V262H8ZM53 261V262H52ZM79 261V262H78ZM116 261V262H115ZM118 261V262H117ZM146 261H148V263L146 262ZM167 261V262H166ZM1 262H0V264H1ZM3 262H2V264H3ZM54 262H56V263H54ZM73 262H75V263H73ZM97 262V263H96ZM159 263V264H163V263ZM175 262V263H174ZM254 262V263H253ZM27 263H25V264H27ZM250 263H245V264H250Z\"/></svg>", "mask_w": 264, "mask_h": 264}, {"label": "clouds", "instance_id": "9594fccd", "mask_svg": "<svg viewBox=\"0 0 264 264\" xmlns=\"http://www.w3.org/2000/svg\"><path fill=\"white\" fill-rule=\"evenodd\" d=\"M65 27L88 41L81 55L90 59L98 75L107 76L109 61L136 55L137 36L123 0H78L65 13Z\"/></svg>", "mask_w": 264, "mask_h": 264}]
</instances>
